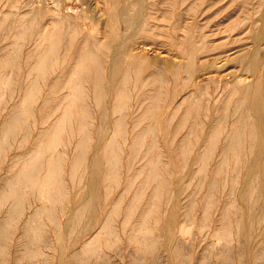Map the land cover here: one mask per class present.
I'll list each match as a JSON object with an SVG mask.
<instances>
[{
	"label": "rangeland",
	"instance_id": "rangeland-1",
	"mask_svg": "<svg viewBox=\"0 0 264 264\" xmlns=\"http://www.w3.org/2000/svg\"><path fill=\"white\" fill-rule=\"evenodd\" d=\"M73 12L84 17V20L87 24L85 28H80L79 26H77L75 20H72L69 18V14ZM60 14H64L66 21L60 18L61 16ZM23 15H25V17ZM1 18H3L4 21ZM15 19L17 20V22ZM22 19L24 22L21 21ZM131 20H132V23H130ZM0 21H1L0 22V46H1L0 50H2L0 52L6 51L5 50L6 48L2 49V47L5 46L4 44L7 43L6 41H16V40L19 41L20 40L19 42L20 48L18 51V53L20 52V54L18 55L20 58L19 60H20V66H21L19 67V65H17L15 67H19V69L13 67L14 70L12 68L10 69L11 71L9 72L13 75V77L12 75H10L11 79L15 78L14 81L16 80L15 81L16 84L14 83L13 80H11V82L9 83L8 82L3 83L5 84V86L3 84H2L3 86H0V88H2L0 89V91H3V93L0 92L1 94L0 95V125L4 124V118L7 117V114H10L12 112L11 106L14 104H18L20 99L24 97L23 93L25 92V90H27L28 87L30 88L31 92L36 91L35 93L32 92V94L28 98L29 100L27 99L26 101L20 102L21 106H23L24 104H28L27 106H23V111L25 113L22 118L23 119L25 118L24 120L21 119L19 123L16 122V124L13 123L12 125H10L11 127H9L7 130H4L5 133H2L3 131L1 128L3 127L0 126V131H1L0 132L1 134L0 135V188L2 187V184L6 185V183L3 181H6L5 179H6V176H8L7 174L9 173V171L11 173V171L15 169L13 167H16L17 160L22 159L23 158L22 155L27 154L32 149H35L40 139L39 135L42 136L44 134L43 132H45V129L54 126L57 121L56 119H58L59 116H61L62 120H64L67 118V115L69 113L71 115L73 111H75L74 113H77L78 111L82 112L83 113V114L81 113L82 118H84L85 116V118L82 119L80 116H78L79 112L76 115L73 114V116L75 115L74 117L69 115L68 118L69 117L71 118L70 124H69L70 118L69 119L67 118L66 120H64V124L62 125V128L59 133L60 134L59 137L62 139L60 140L59 138L58 142L61 141V144L60 143L58 144L61 147L58 145L59 147L58 146H57L58 148L56 147L57 150L54 147L56 151V152L54 151V153H61L62 158L64 155L62 154V151L65 150L64 151L65 155H68V156H64L65 159L66 157H68V159H66L67 161L64 162L63 160L65 159L64 158L62 159L63 161L62 164L63 163L65 164V165H62V179L65 180L66 187L69 189V193H70V196L68 195L69 196L68 200L64 199V202H63L62 199L59 200V198L57 199L55 198L56 201L52 202V199H51V203H50V199L45 198L42 194H40L39 190L36 191L37 190L36 188L33 189L30 186H29L30 188H28V186H26L27 188H25V186L23 185L22 188H25V189H22V199H21L22 205L19 209L20 212L17 213L18 216L16 215V213L12 215V212L14 210L11 207V204L13 203V198L8 200L5 203L4 202L0 203V225H2V223H5L6 226L7 225L10 226L9 229H8L9 226H7L8 231L6 230V232L0 231V261L2 260L0 264H17V263L18 264H76V263L77 264H105V263L106 264H112V263L114 264H264V240L263 241L261 240L262 237H263L262 239H264V234H262L264 233V229H263L264 228V222H263L264 216L262 217L259 216L260 214L264 215V211H263L264 210L263 208L264 200L261 201L262 199H264V197L262 198V196H264V187H262V185H264L263 183L264 182V177H263L264 176V166H263L264 165V153H263L264 152V125L262 124L264 123V113H263L264 112V78H263L264 77V74H263L264 73V42H263L264 41V0H0ZM25 22H27L29 25L32 22L30 25L31 30L29 28V25L26 24L28 25L26 32L27 30L28 32L26 33L24 31L18 37L19 29L22 28L21 26L25 25ZM125 22L127 24L130 23V25L125 24ZM33 26H35L34 27L35 29L33 28ZM15 27H18V28L16 29ZM9 29H11L12 31L14 29V31L12 32ZM50 31L52 32V35H50L51 34ZM9 32H12L13 35ZM15 32L16 34H14ZM4 34L8 35V37H6ZM15 37H18V39ZM38 37L39 39L37 42L36 39ZM32 42L33 44H31ZM52 42H54V44L56 45L54 46L53 48L54 50L52 51L48 59L49 61L47 60L45 64L41 65V67L39 68L35 67L34 62H33L34 67H33L32 75L29 76L27 79L28 67L30 68V65L26 62V59H27L26 57L28 56L27 53L30 50H32L31 47H34L33 50L36 48L34 50V53L39 50L37 53L33 54V61H34L36 57L35 55H38V53L40 52V47L43 46V48H46L45 46ZM94 42H96L97 44ZM90 46L93 49L89 48ZM201 47L202 48L204 47V50H202ZM196 48L198 49L199 52L196 50ZM88 49L89 50L92 49L93 51L92 50L88 51ZM200 50L202 52H200ZM249 51H251V53ZM94 52H95V56L93 55ZM91 56H93L92 58H96L98 60L96 62L100 63L101 61L103 64L96 63L95 62L96 59H92ZM21 58H22V61H21ZM258 59L260 60L257 61ZM85 60L86 62L84 63ZM80 62H82L81 65L83 66V68L82 66L80 67V64H79ZM155 62H157V64ZM76 63L78 64L77 66H75ZM256 63H259V64H256ZM25 65L27 67H25ZM253 65H255V67H253ZM78 66L79 68H77ZM194 67L196 69H194ZM246 67L247 69H245ZM20 68H22L21 70L22 72L20 71ZM191 68L193 69L191 70ZM254 68H256L257 71ZM15 69L17 71H15ZM72 69H76L75 71L76 73ZM163 69L165 70V72L163 71L164 73L162 72ZM158 70H160L161 72ZM247 70L248 72L250 71V73H248ZM3 71L5 70H1L0 72H3ZM13 71L19 74L13 73ZM257 72L259 73L262 72L263 75L258 74ZM125 73H127V75ZM153 73H156L157 75H159L158 76L159 79L163 77L164 81L157 80V78L154 77ZM156 74L155 76H157ZM234 74L235 75L237 74V75L234 76ZM61 75L63 76V78H61L60 80ZM16 76L21 79H18ZM33 76H36L37 79L36 77H33ZM64 76L67 81L64 80L65 79ZM231 76L233 79L231 78ZM32 77L34 78L33 79L34 83H31ZM38 77L40 78L39 80H38ZM72 77L75 79L78 77L82 78L83 80L82 84H83V87H85L84 89L85 91L83 90V88L80 89L81 87H79V86H82L80 85L82 81L79 80V78L77 79L78 81H76ZM237 78L238 80L248 78L247 80H251L253 82L249 81L250 84L246 88L243 87L242 89L241 88L236 89ZM70 80H72L71 81L72 83L70 82ZM208 80H210L209 83L206 82ZM79 81L81 82L79 83ZM259 81H261L262 83L261 82L259 83ZM76 82L79 83V86L77 85L78 83L76 84ZM206 83H208L209 85ZM232 83L233 85H231ZM9 84L11 86L14 85V90L16 89L15 91L16 93H14V95L10 93V88L8 91L7 86ZM59 84L60 86L61 85L62 86L60 87ZM73 84L77 86L75 87L76 90L73 87L74 86ZM202 84L205 85V88L203 87ZM227 84H229L228 85L229 87L226 86ZM52 85L53 86L55 85V87H53ZM35 86L37 87V89ZM222 86L225 88H222ZM3 87H6V88H3ZM57 87L59 90L58 93L60 94L56 93ZM71 87L73 88V90L70 89ZM201 87H203L204 90ZM78 88L80 90V93L76 92ZM217 88L219 89V91ZM122 89H125V90H122ZM81 90H83L85 94L84 93L81 94L82 92ZM72 91L74 92V94H72L73 93ZM192 91H194L193 93H196V94L198 91L199 92L202 91V94L201 92L200 93L198 92V94H201L202 96L201 101H203L202 106L199 107L198 111L195 110L197 109L195 107L196 96L191 95L193 94L191 93ZM206 92H207V95H206ZM75 93H77V96H78V93L79 95H81V96H78L77 100H76L77 96H74L76 95ZM159 93L161 95H159ZM189 93H190L189 96H192V98L194 97L195 98L192 99L191 97L186 95ZM7 94H9L10 96L13 95L12 96L13 99H11L12 97H10ZM61 94H63L64 97H62ZM68 94H72V96ZM144 94H147L146 95L147 99L150 98L148 99V101H146L147 99L145 98V96H143ZM151 94L152 96H148ZM82 95H84V97H82ZM203 95L204 96L206 95L207 97L206 96L204 97ZM218 95L220 96L219 98H217ZM240 95H243V98ZM257 95L258 97L256 99ZM31 96L32 98H30ZM59 96L61 98V101L64 99L65 102L63 101L61 102ZM68 97H71L70 100L72 99L74 100H72L71 102ZM119 98H121L120 100L122 101H120ZM204 98L205 99L208 98L207 102L208 100L209 102L207 104L209 105L208 108L210 110L207 108V104H204L206 103V100ZM258 98L260 100H258ZM46 99H48L50 102ZM79 99H81L80 101H83V102H80V104L78 103ZM139 99L140 100L144 99L146 103L147 102L149 103L147 104L145 102L142 103L143 100L140 103ZM155 100L157 101V103ZM235 100L239 102L238 106H236L237 101L235 102ZM240 100H242L241 103H240ZM57 101H59L60 103H57ZM180 101L182 105L180 104ZM210 101L212 102V104H210L211 103ZM116 102L117 103L122 102L120 107H118L119 104H116ZM63 103L64 105L69 104L70 106L73 105L74 107L72 106V109H68L69 105H65L66 106L65 107L63 106ZM81 103H85L82 105L83 106L86 105V106L85 107L79 106L81 105ZM151 103L153 105L156 103L157 105L156 106L154 105L155 107H152L153 105ZM245 103H247L248 107H250V111H248L250 113V117H248V119L249 118L251 120L253 119V122H251V120H249L248 122H250L249 125L252 126V128L254 126V130L253 129L251 130L250 128L247 131L251 130L253 133L250 134V132H246V134L244 135L246 136V139L248 140L251 139V136L253 140L254 139L256 141L260 140L259 143L263 144L262 145L263 147L262 149L258 150L257 147L255 146L246 147L243 145L244 146L243 147L241 146V144H238V145L234 144V146L228 149L229 150L228 152L227 148L229 147L225 145L228 142L229 138H231L232 136V133L230 132L234 131V127H235L233 124V127L230 128V125L232 126V123L236 121L235 119L237 118L239 119L238 114H240L239 112L242 111V107L247 108ZM54 104L55 105L59 104L58 106L59 109H56L57 105L55 106ZM179 104L181 107L180 106L177 107V105ZM4 105L6 107H4ZM234 105H235V109L233 110ZM239 105L241 106L240 110L238 108L240 107ZM243 105H245V107ZM31 106L32 108H30ZM51 106H54V107H51ZM204 106L207 108V109L205 108L207 113L203 109ZM24 107L27 109H24ZM80 107L81 108L83 107L82 110L84 112L81 111ZM115 107L116 108L118 107V108L115 109ZM124 107H126V109ZM77 108L78 109L80 108V109L78 110ZM49 109H50V112L54 110L53 111L54 114H52L51 116L49 115L50 112L48 113ZM123 109L126 113H123L124 112ZM146 109L148 113H145V116H144V112L146 111ZM148 109H151V110L149 111ZM67 110L68 112L71 110V112L66 113ZM114 110L115 112H117L116 110H118V112L115 113ZM184 110L186 111L185 112L186 114H184ZM85 111L86 112L88 111L89 116L87 115ZM177 111L178 113H176ZM195 111H197L198 113ZM230 111H234L233 113L235 116L233 118H232L233 113H231ZM63 112L64 114H62ZM187 113L189 115H187ZM196 113L197 115H199V113L201 114L200 116H196ZM220 113H222L223 116ZM225 113L229 117H226ZM152 114L154 115L152 116ZM56 115H59V116L57 117ZM62 115H64V117ZM120 115L122 117H120ZM180 115H181L180 117L181 120L179 118ZM123 116H126V117L124 118ZM79 117L83 121L80 120ZM185 117H187V119L184 120L183 118ZM194 117L195 119L196 118L199 119L198 123L201 120L205 124L202 122L203 125H201V122H200V125H201L200 126L198 123L194 121L195 120L193 119ZM48 118H49V121L47 120ZM214 118L216 119L214 120ZM219 118H220V122L222 121L221 123L218 121ZM223 118L228 119V121H225L227 122L226 124ZM85 119L88 123L84 121ZM116 119H121V122H119ZM182 119L184 122L182 121ZM190 119L191 120L193 119V120L190 121ZM122 120L125 123L124 122L122 123ZM150 120L152 121V124L151 123L149 124V122H151ZM177 120H179L180 122ZM80 121L83 123H81ZM193 121L196 124H193V127H192V123H194ZM115 122H117L118 125ZM135 122H139L138 123L139 125L136 126ZM114 123L116 124L115 127L119 126L121 127L120 129L123 128L122 131L118 127L114 128ZM146 123L148 124L146 125ZM181 123H183L182 126H181ZM252 123L253 125H251ZM71 124H72V127L70 126ZM119 124H121V126ZM214 124L219 126L218 128L219 129L221 128L222 131L217 130L216 132L215 129H218V128L216 127L214 128L213 126ZM148 125L150 126L151 129L154 128L155 130L149 129V132L142 131L144 129H147L148 127L146 126ZM184 125L186 128L184 127ZM225 125H228V127L226 126V128L224 127L225 129H223L222 127ZM77 126H80V131L82 130V132H79V134H77L78 129H79V127ZM105 126H106V129H105ZM196 126H198L197 129L194 128ZM81 127L87 128L88 131L86 132L85 131L86 129L83 130ZM202 127L204 128L203 129L204 131L202 130ZM193 128L196 130H194ZM257 128L258 129L260 128L261 132ZM14 129L15 131H13ZM112 129L113 131H111ZM116 129L117 131L120 130L121 132H117ZM18 130L19 132L21 131V133H19ZM189 130H192L190 131L191 133L186 132ZM223 130L226 131L225 133L227 134L225 133L223 134L224 132ZM61 131L64 132L65 134L67 133L66 135H69L70 138H68V136H66L64 133L62 134ZM83 131L85 132V134L83 133ZM193 131L194 132L196 131L194 133L195 134L194 136H193ZM201 131H202V134H201ZM208 131L211 132V135H210V132L208 133ZM218 131L222 132L221 135H219L220 132L218 133ZM72 132L75 134H73ZM133 132H134V135H133ZM144 133H147V134H144ZM212 133L214 134L215 138ZM185 134L186 135L189 134V137H186ZM222 134L225 138L222 136ZM254 134H256V137ZM257 134L259 135L257 136ZM62 135L63 136L65 135V137H61ZM190 135H192L193 137ZM203 135L204 137L206 136L205 140H204V137L202 138ZM226 135L228 136L226 137ZM72 136H73V139H72ZM109 136L111 138H109ZM133 136L136 139H140V140L136 143L135 141L136 139ZM198 136L201 141H199ZM221 136H222L221 140H223L224 138L223 142L219 141ZM83 137L85 139H83ZM122 137H124L125 139ZM153 137L154 138L156 137L155 138L156 140ZM182 137L185 139H183ZM216 137H219V139H216ZM81 138L83 139V141L85 140V142H87V146H85L86 145L85 142L79 143ZM86 138H87V141H86ZM186 138L187 139L189 138L188 140L191 141L190 145L187 144V142L185 141ZM104 139H106V142H107V139H114L115 141H119L121 143L120 144L121 147L120 145H117V148H115V151L117 153L113 150L114 154L116 153L115 155H117V156H114V159L117 160L116 163L114 160V163L116 165H114L113 162H112L113 165L109 164L111 163L110 161L108 162L109 155L107 154L109 153L108 151L111 149L110 147H108V145L106 146L104 145L106 144V142L102 143L105 141ZM76 140L78 141L77 142L78 146H77V143H75ZM214 140L217 143H215ZM131 141L132 142L135 141V142L132 143ZM140 141H142V143ZM181 141H183V144L186 142L185 145L187 144V147L183 144L181 145V147H179V145L182 143ZM71 142H72V145L70 147V144L68 143H71ZM203 142H205V144ZM64 143H66V146L68 149H63L65 145ZM116 143L119 144L118 142ZM134 143L137 145L136 147L138 149L139 148H142V149H139V150L135 149L136 147H134L135 146ZM199 143L200 144L202 143V144L200 145ZM153 144L154 146L156 145L157 148L154 147ZM203 144H204V147L206 146L205 147L206 150L204 149ZM215 144L216 145L218 144V145L216 146ZM75 145L77 147H75ZM81 146H83V148ZM85 147H86V150L84 152L83 150L85 149ZM105 147L106 149H104ZM207 147H209L208 148L209 151L207 150ZM221 147L222 148L227 147V148L226 149L223 148L222 149L223 151H222ZM241 147L242 148L246 147V149L250 147L249 149L251 150L242 149ZM183 148L188 149L189 151L188 150L185 151V149L183 150ZM201 148H202V151H201L202 153L199 152ZM212 148H214L213 153L211 151ZM235 149L236 151H234ZM74 150L75 151L77 150V151L75 152ZM147 150L149 153L147 152ZM181 150L185 151V153H183V151L181 152ZM203 150L205 151L204 153H203ZM237 150L239 151V153H236ZM79 151H81V153H77ZM142 151L144 152L142 153ZM154 151L158 155H155ZM158 151L163 156L162 155L159 156L160 154ZM249 151L250 152L252 151L251 152L252 154ZM50 152L51 151H48L47 153V151H45L39 157L38 162L40 163L43 161L42 163H40L42 164V166L44 165L42 167L44 168L43 170L47 169L49 166L51 159L48 160V158L52 157L51 155L52 153ZM137 152L140 153L141 156ZM146 152L148 154L147 156L144 154ZM208 152H209V155L210 153L212 155L208 156ZM231 152H233V154H230ZM240 152H242V154ZM132 153H134V155H136L137 153L140 157L135 158L133 157L134 155H132ZM181 153H183V155ZM226 153H228V155ZM254 153L255 154L261 153L263 156L261 154L260 156L257 154L255 156ZM74 154L76 155V159L75 157L73 158V156H75ZM200 154H201V158H200ZM244 154L246 155L244 156ZM17 155H19L20 158H17L18 157ZM47 155H48V158H46ZM83 155H85L84 156L85 158L83 157ZM148 156L152 158L155 157L156 159V161L154 162L155 164L154 163L150 164V162L152 161H150L151 158L149 159ZM211 156L212 158H210ZM225 156H227L228 158ZM183 157L185 160L181 159ZM243 157L244 158L248 157L246 159L247 161H245ZM259 157L262 159H260ZM14 158L15 160H13ZM69 158L70 159L72 158L71 160L74 159L73 162L78 159V162L72 166L73 162ZM253 158L255 160H253ZM256 158H259V159H256ZM146 160L149 162H144ZM157 160H159V162L163 161L164 163H159ZM218 160L220 161V163L218 162V164H216ZM257 160H258V163H257ZM204 161L206 165H204ZM224 161L227 163H225ZM80 162H83V164L81 165ZM254 162L257 164H255ZM117 163H118V166H117ZM233 163L236 164L237 166L234 165ZM149 164L153 166L150 168ZM157 164L161 166L159 167ZM250 164H252L253 166ZM154 165L158 166L157 167L158 170H156V166L154 167ZM246 165L248 168L246 167ZM141 166L142 168H140ZM230 166L232 167L236 166V168L239 169L238 172L240 171V173L237 172V174H240V176L237 177V175L235 174L236 171H234L235 167L234 168L231 167L233 169L232 170ZM116 167H117V170H116ZM143 167L145 169H143ZM153 167L154 169H152ZM242 167H244L245 169ZM112 168H114L115 170L113 169L114 170L113 171ZM196 168L200 169V171ZM217 168L219 170H217ZM73 169H75L76 172H74L75 170L73 171ZM142 169L145 171H143ZM201 169H203V171ZM262 169H263V172H261ZM109 170L110 172L113 171V173H110ZM138 170H139V173H141V175L138 174V176H136V174L138 173ZM150 170L151 171L156 170V171H153L151 173ZM193 170H196V174ZM248 170H249V173H247ZM107 171L109 174H107ZM117 172H118V175H116ZM155 172H157L158 174L155 175ZM254 173H257L255 174L256 177L255 176L253 177ZM232 175L233 176L236 175V176L233 177ZM251 176L255 179H252ZM72 178H74V180H72ZM213 178L214 180L217 179L216 180L217 182L213 181L216 184H212L210 186V184L212 183V182L210 183V179H213ZM229 178H232V179L234 178L232 183H234V180H236V185L235 183L233 185L235 187L234 188L231 186L230 187L231 189L233 188V190L237 189L238 192L235 190L234 191L236 193L233 190L228 192V190H230L228 188L229 185H232L231 183L232 179H229ZM146 179H148L149 181L147 182ZM150 179L153 183L150 181ZM226 179H228V181H226ZM130 181L131 182L133 181V183H130ZM198 181H201L198 184L199 186L197 185ZM223 181H226V183H222ZM249 181L250 182L253 181L255 183L257 182V184L252 183V182L249 183ZM128 182L129 184L131 185L134 184V185L131 187L128 184ZM246 183H248V185ZM156 184L158 185V187L156 186ZM149 185H151V187ZM154 185L156 187H154ZM216 185L217 186L219 185V187H217ZM241 185L243 187H240ZM252 185H255V188L252 187ZM91 186L93 187L96 186V187L93 188ZM212 186L213 187L215 186L216 189L218 188L217 191ZM77 187L78 189L76 190ZM88 187L93 188L92 190L93 194H92V191H90L91 189L89 190ZM142 187L144 190L140 189ZM144 187H146V189ZM31 188L32 190H30ZM79 188H81V190ZM135 188L137 191L135 190ZM155 188L156 189L158 188L157 189L158 191L156 192L159 195L156 193L157 195L153 199V197L151 196L155 195L154 194ZM250 188H253L255 192L252 191V189ZM242 189H244V191L245 189L246 190L248 189L247 190L248 192L247 191H246L247 193L245 192V196H248L246 200H245L246 197L244 198L243 193L240 194L241 191L243 192ZM18 190L20 189L18 188ZM24 190L26 193H24ZM49 190L50 189L47 190L48 192L47 196L50 195L51 190L50 191ZM210 190H211V193H210ZM250 190L252 191V193ZM257 190L258 192L259 190L261 191L258 193ZM140 191L142 194L140 193ZM137 192L139 193V195ZM144 192L146 193V195L144 194ZM148 192H151V193H148ZM208 192L210 194H207ZM230 192H233V194H231ZM79 194L80 195L82 194L81 196L82 197L84 196V199L80 197ZM251 194L253 196L261 195L259 196L261 198L258 197V199L254 200ZM25 195H26V198H25ZM73 195L75 199L71 198L73 197ZM132 195L135 196L136 202ZM208 195H211V196H208ZM89 196L91 197L88 198ZM93 196L94 198H92ZM212 196H215V198L214 197L210 198L211 200L213 199V201L209 200V197H212ZM233 196H234V200L236 198H237L236 201L238 200L237 202L235 201L236 206L233 201ZM131 197H133L134 202ZM141 197L143 198V200ZM205 198L208 199L209 204L206 203L207 201L205 202L206 200ZM61 200L62 202H60ZM79 200L81 201L80 202L81 205L79 203ZM129 200L130 201L132 200L131 203ZM258 200H259V203H258ZM10 201H11V204L9 203ZM71 201H73V203ZM83 201H85L86 203ZM89 201H92L93 204H91ZM114 201L116 203H113ZM141 201L143 203H141ZM168 201L170 203H168ZM227 201L229 202L233 201L230 203L232 208L231 206L229 209L227 208L229 206L228 205L229 202ZM190 202L192 203L190 204ZM251 202L254 205H251L252 204ZM54 203L55 205H53ZM87 203L92 206L91 209L89 208L90 205L89 206L86 205ZM112 203L115 204L114 206L116 207V210L114 207H112L113 206ZM237 203L239 206L238 208H237ZM29 205L30 207H27ZM51 205L55 207L54 209L56 210L57 219L60 222L59 223L60 228L62 227L61 230L60 228L54 230V222L51 220V218H49L48 213L46 214L45 210L49 207H52ZM60 205L61 207H59ZM94 205L95 206L97 205L98 209L95 208ZM128 205L129 206L132 205V206H130L128 209ZM203 205L206 207L210 205L209 206L210 208L208 207L206 209V207H203ZM36 206H39V207L41 206V208L44 206L45 208V209L43 208V212L44 211L45 212L44 213L42 212V214L37 217V220H40L42 222V225L44 226H42V229H39V230L34 227H30V229L23 230V228L26 226V219L28 215L32 212L30 210H35ZM75 206L76 208H74ZM81 206L83 207L85 206L86 210L85 209L80 210L81 213H78L77 211L79 210L78 207H81ZM254 206H256V208H254ZM124 207H127L126 208L127 210ZM146 207H148L149 209ZM204 208L207 211L206 214H205ZM258 208L259 210L257 211ZM75 209H77L76 210L77 212L75 211ZM146 209L150 210V212L149 211L146 212L147 211ZM69 210H71L70 213H69ZM236 210H238L237 213H234ZM124 211H126L125 213L127 214L128 217L129 215L137 216L139 214L138 215L139 217L133 216V221L134 222L136 221L137 223L136 222L134 223L133 221L130 222L131 216L128 219V217L125 216L126 214L123 213ZM128 211H129V214L127 213ZM223 211H226V212H224L223 214ZM153 213H155V216ZM78 214H81V215H78ZM82 214L84 215L82 216ZM123 214H124V217H123ZM156 214H157V218H156ZM185 214H187V216ZM202 214L203 215L205 214V215L203 216ZM228 214L230 216L232 215L231 218ZM251 214L254 215V216L252 215L253 218L251 217ZM63 215L65 218L63 217ZM223 215L226 216V219H228L229 221L226 220ZM13 216L15 219L13 218ZM144 216H146L147 218ZM221 216L224 217V219L226 220L225 224H223L224 219H222ZM238 216H239V219H238ZM74 217L76 218V220H78L81 217V220L76 221L74 220ZM126 217H127V220H125ZM106 218L110 220L111 222L109 221L106 223V221H108L106 220ZM141 218H145V219L142 221ZM152 218H154L155 221L158 219V221L156 222V225L155 223H152L153 222ZM220 218L223 221L222 220L219 221ZM251 218L253 221L251 220ZM260 218H262L261 221H258ZM150 219H151V222H150ZM249 219H250V222H248L249 223L248 224L247 221ZM69 220H71V222ZM145 220L146 222L148 221L150 225H148V222L146 224L144 222ZM127 221H129V223ZM139 221L144 222L143 226H146V228L143 227L142 225H139L140 223ZM234 221H235V224H234ZM239 221L241 223H239ZM33 222H36V221L33 220ZM33 222H31L30 226H33ZM251 222H253V224ZM71 223H73L74 225ZM100 223L102 224L103 227L104 226L105 227L104 228L101 227ZM104 223L107 224L108 226L104 225ZM250 223L252 224L254 228L250 226L251 225ZM109 224L113 226V229H111L112 231L114 230L112 234L109 230L112 227H109ZM136 224L137 226H135ZM50 225H52V227ZM210 225H213L211 226L212 229L211 228L208 229ZM228 225H229V228H228ZM239 226L241 228H239ZM71 227L74 230H71L70 229ZM132 227H134V229ZM139 227L143 229L142 231H140L142 232L140 234L144 238L137 239L138 237L137 236L135 237V235L131 238V236L133 235V232H136L135 229ZM226 227L228 229H226ZM243 227L246 229L242 230ZM144 228L148 232L147 231L143 232ZM213 228L214 229L218 228L219 230L217 229V231L216 230L213 231ZM224 228L226 229V231L228 230L229 233L230 232L232 233V235L230 236L233 239L232 243L229 242L231 241L230 237H226L227 235L222 234L223 230H225ZM257 228H259L260 230L262 229V230L261 231L259 229L257 230ZM101 229H104L105 231ZM239 229L241 230L242 234L239 233L240 232ZM37 231H39L41 235L38 234L39 232ZM213 232H215V236L212 237ZM217 232L219 233V235H217L218 234ZM233 232L239 233V234L234 233L236 235L235 236ZM149 233H151V236L155 237L153 238L154 242H152V239H151L152 237L150 236ZM256 233L258 234L260 233V236H258ZM29 234L31 238H28ZM240 235L243 237L241 238ZM35 237L37 239H35ZM158 237H161V238H158ZM236 237H239V239ZM254 238L256 239V241ZM89 239L90 240L92 239V242L95 240V242L92 243L90 242ZM248 239L250 240L249 243L247 242ZM34 240L35 242L33 243ZM155 240H158V241H155ZM222 240L224 241V243L222 242ZM30 241H32V243ZM143 241L145 243H143ZM177 242L180 244V246ZM228 242L230 243L229 245H227ZM241 242H242V245H241ZM146 243H148L149 245L151 244L152 246L151 245L149 246L147 244L148 245L147 247L152 248V249L148 250V248L146 247ZM24 244H26L27 246ZM86 244L87 246L92 247L90 248V250H93V249L97 250L98 253L96 252V255L86 254L87 256L83 257L85 256V254H82L78 251L81 249V247H84ZM156 244L158 245V247H156L157 246ZM154 247H155V250H154ZM206 248L207 249L209 248V249L207 250ZM1 249L3 250L1 251ZM240 250H242L241 252L242 254L240 253ZM76 251L79 254L76 255L75 254ZM45 253L46 254L48 253V255H45ZM254 254H258V255H254ZM240 255H243V258H241L242 256L240 257Z\"/></svg>",
	"mask_w": 264,
	"mask_h": 264
},
{
	"label": "bare ground",
	"instance_id": "bare-ground-1",
	"mask_svg": "<svg viewBox=\"0 0 264 264\" xmlns=\"http://www.w3.org/2000/svg\"><path fill=\"white\" fill-rule=\"evenodd\" d=\"M44 4H45V3H44ZM15 5H16V4H15ZM57 5H58V4H57ZM51 6H52V4H51ZM54 6H55V5H54ZM13 13H14V12H13ZM17 13H18V12H17ZM60 15H61L60 18H62L64 21H66V19H65V17H64V14H60ZM7 16H9V15H7ZM23 16L25 17V15H23ZM23 16H21V17H23ZM5 17H6V16H5ZM14 17H15V16H14ZM16 17H18V16H16ZM69 18L72 19V20H75L77 26H79L80 28H85V27L87 26V24H86V22H85V20H84V17L81 16V15H79V14H77V13H75V12L69 14ZM129 18H130V17H129ZM1 19L3 20V18H1ZM24 19H25V18H24ZM127 19H128V18H127ZM15 20H16V19H15ZM3 21H4V20H3ZM21 21H23V19H22ZM21 21H20V23H21ZM0 22H1V21H0ZM16 22H17V20H16ZM23 22H24V21H23ZM27 22H28V21H27ZM27 22H25V25L21 26L22 28L19 29V35L17 34L18 37H19L20 34L23 33L24 31L26 32L27 26L29 25ZM18 23H19V22H18ZM29 23H30V22H29ZM31 23H32V22H31ZM31 23H30V25H31ZM130 23H132V20H131ZM130 23L127 24V23L125 22V24H127V25H130ZM22 24H23V23H22ZM22 24H21V25H22ZM26 24H28V25H26ZM30 25H29V28H30ZM11 26H12V25H11ZM13 26H14V25H13ZM19 26H20V25H19ZM34 27H35V26H33V28H34ZM10 28H11V27H10ZM13 28H14V27H13ZM15 28L17 29L18 27H15ZM54 28H55V27H54ZM34 29H35V28H34ZM9 30H11V29H9ZM9 30H8V31H9ZM30 30H31V28H30ZM8 31H7V33H8ZM11 31H12V30H11ZM13 31H14V29H13ZM13 31H12V32H13ZM15 31H17V30H15ZM32 31H33V30H32ZM51 31H52V30H51ZM51 31H50V33H51L50 35H52V32H51ZM12 32H9V33L12 34ZM27 32H28V30H27ZM27 32H26V33H27ZM26 33H25V34H26ZM11 34H10V35H11ZM14 34H16V32H15ZM4 35H5V34H4ZM10 35H9V36H10ZM12 35H13V34H12ZM5 36L8 37V35H5ZM94 36H95V35H94ZM18 37H15V38L18 39ZM9 38H10V37H9ZM30 39H31V38H30ZM34 39H35V38H34ZM38 39H39V37L36 39L37 42H38ZM1 41H2V40H1ZM4 41H5V40H4ZM215 41H216V40H215ZM6 42H7V43H6ZM6 42H4V43H6V44H4L5 46L2 47V49H3V48H6V49H5L6 51L0 52V69H1V70H5V71H3V72H0V86H3V85L5 86V84H3V83H6V82L9 83V82H11V80L14 81L15 78H14V79H11V76H10V75H12V74L9 73V72L11 71L10 69H12L13 67H15V66H17V65H19V67H21V66H20V60H19L20 58H19V55H18V54H20V52L18 53L19 48H20V47H19V46H20V43H19L20 40H19V41H18V40H16V41H6ZM263 42H264V41H263ZM22 43H23V42H22ZM22 43H21V44H22ZM94 43H96V42H94ZM18 44H19V45H18ZM31 44H33V42H32ZM34 44H35V43H34ZM37 44H38V43H37ZM96 44H97V43H96ZM193 44H194V43H193ZM55 45H56V44H54V42H52V43L46 45V46H45L46 48H43V46H41V47H40V52L38 53V55H35L36 57H35V60H34V61H33V54L37 53L39 50H38V51L36 50L37 52L34 53V50H35L36 48L33 50L34 47H31L32 45L30 46V47L32 48V50L29 49V50H30V51L28 52L29 54L27 53L28 56L26 57V58H27V59H26V62L30 65V68L28 67V72H27L28 75H27V79H28L29 76L32 75L33 67H34V66H33V62H34L35 67H38V68L41 67V65L45 64V62L49 59V57H50L52 51L54 50L53 48H54ZM204 45H205V44H204ZM204 45H203V46H204ZM195 46H196V45H195ZM195 46H194V47H195ZM197 46H198V45H197ZM0 47H1V46H0ZM199 47H200V46H199ZM257 47H258V46H257ZM37 48H38V47H37ZM89 48H92V47L90 46ZM138 48H139V47H138ZM201 48H202V47H201ZM7 49H8V50H7ZM92 49H93V48H92ZM92 49H90V50H92ZM205 49H206V48H205ZM256 49H257V48H256ZM90 50L88 49V51H90ZM196 50L198 51L197 48H196ZM202 50H204V47L202 48ZM0 51H2V50H0ZM84 51H85V50H84ZM92 51H93V50H92ZM92 51H91V52H92ZM194 51H195V50H194ZM251 51H252V50H251ZM251 51H249V52L251 53ZM254 51H255V50H254ZM198 52H199V51H198ZM200 52H202V51L200 50ZM192 53H193V52H192ZM196 53H197V52H196ZM259 54H260V53H259ZM259 54H258V55H259ZM89 55H90V54H89ZM93 55L95 56V52H94ZM190 55H191V54H190ZM87 56H88V55H87ZM251 56H252V55H251ZM92 57H93V56H91V58H92ZM133 57H134V56H133ZM188 57H189V56H188ZM248 57H249V56H248ZM259 57H260V56H259ZM52 58H53V57H52ZM88 58H90V57H88ZM244 58H245V56H244ZM246 58H247V57H246ZM253 58H254V57H253ZM29 59H30V60H29ZM54 59H55V58H54ZM92 59H96V58H92ZM259 60H260V59H258L257 61H259ZM21 61H22V58H21ZM48 61H49V60H48ZM77 61H78V60H77ZM96 61H98V60L96 59L95 62H96ZM245 61H246V60H245ZM255 61H256V59H255ZM24 62H25V60H24ZM24 62H23V63H24ZM85 62H86V60L84 61V63H85ZM248 62H249V61H248ZM77 63H78V62H77ZM77 63H76L75 66L78 65ZM81 63H82V62L79 63V64H80V67L82 66ZM96 63H99V62H96ZM100 63H102V62L100 61ZM100 63H99V64H100ZM155 63L157 64V62H155ZM259 63H260V62H259ZM259 63H256V64H259ZM21 64H22V63H21ZM86 64H87V63H86ZM86 64H84V65H86ZM102 64H103V63H102ZM102 64H101V65H102ZM242 64H243V62H242ZM136 65H137V64H136ZM142 65H143V64H142ZM152 65H154V64H152ZM75 66H73V67H75ZM158 66H159V65H158ZM201 66H202V65H201ZM19 67H15V68H18V69H19ZM25 67H27V66L25 65ZM46 67H47V66H46ZM101 67H102V66H101ZM154 67H155V66H154ZM167 67H168V66H167ZM202 67H203V66H202ZM206 67H207V66H206ZM242 67H243V65H242ZM253 67H255V65H253ZM262 67H263V66H262ZM262 67H261V68H262ZM42 68H43V66H42ZM77 68H79V66H78ZM82 68H83V66H82ZM108 68H109V66H108ZM200 68H201V67H200ZM251 68H252V66H251ZM261 68H260V69H261ZM34 69H35V68H34ZM45 69H46V68H45ZM104 69H105V68H104ZM160 69H162V68H160ZM165 69H166V68H165ZM169 69H170V68H169ZM172 69H173V68H172ZM192 69H193V68H191V70H192ZM194 69H196V68L194 67ZM197 69H198V68H197ZM245 69H247V67H246ZM254 69L256 70V68H254ZM254 69H253V70H254ZM1 70H0V71H1ZM13 70H14V68H13ZM21 70H22V68H20V71H21ZM26 70H27V69H26ZM35 70H36V69H35ZM35 70H34V71H35ZM39 70H40V69H39ZM41 70H42V69H41ZM72 70H74V72L76 71V69H72ZM109 70H110V69H109ZM170 70H171V69H170ZM200 70H201V69H200ZM240 70H241V69H240ZM15 71H17V70L15 69ZM42 71H43V70H42ZM77 71H79V70H77ZM82 71H83V70H82ZM158 71H160V70H158ZM163 71L165 72L164 69L162 70V72H163ZM196 71H197V70H196ZM251 71H252V70H251ZM256 71H257V70H256ZM21 72H22V71H21ZM25 72H26V71H25ZM37 72H38V71H37ZM74 72H73V73H74ZM160 72H161V71H160ZM160 72H159V73H160ZM164 72H163V73H164ZM170 72H172V71H170ZM194 72H195V71H194ZM247 72H248V70H247ZM13 73L19 74V73L14 72V71H13ZM39 73H41V72H39ZM39 73H38V74H39ZM42 73H43V72H42ZM75 73H76V72H75ZM103 73H104V72H103ZM248 73H250V71H249ZM257 73H258V74H262V72H260V73L257 72ZM16 74H15V75H16ZM35 74H36V73H35ZM35 74H34V75H35ZM38 74H37V75H38ZM62 74H63V73H62ZM123 74H124V73H123ZM125 74L127 75V73H125ZM129 74H130V73H129ZM153 74H154V77L157 78V80H159V81H160V80H163V77L160 78V79L158 78V76H159V75H157L158 72H157V74H156V73H153ZM155 74H156L157 76H155ZM160 74H161V73H160ZM263 74H264V73H263ZM263 74H262V75H263ZM15 75H14V77H15ZM20 75H21V73H20ZM23 75H24V74H23ZM42 75H43V74H42ZM65 75H66V74H65ZM149 75H150V74H149ZM236 75H237V74H236ZM236 75L234 74V76H236ZM244 75H246V74H244ZM256 75H257V74H256ZM152 76H153V75H152ZM252 76H253V75H252ZM252 76H251V77H252ZM259 76H260V75H259ZM12 77H13V75H12ZM16 77H17V76H16ZM20 77H21V76H20ZM24 77H26V76H24ZM24 77H23V78H24ZM33 77H36V76H33ZM33 77H32V81H31V83H34V81H33L34 78H33ZM39 77H40V75H39ZM39 77H38V80L40 79ZM58 77H59V76H58ZM81 77H82V76H81ZM81 77H80V78H81ZM127 77H128V76H127ZM160 77H161V76H160ZM241 77H242V76H241ZM254 77H255V76H254ZM261 77H262V76H261ZM17 78H18V77H17ZM17 78H16V79H17ZM61 78H63L62 75H61V77H60V80H61ZM64 78H65V76H64ZM72 78H73V77H72ZM78 78H79V77H78ZM78 78H76V79L73 78V79H75L76 81H78V80H77ZM80 78H79V80H81L82 82L79 81V83L81 82L80 85H82V86H79V83H78V82H76V84L78 83L77 85H78L79 87H81L80 89L83 88V90H84L85 87H83V84H82V83H83V80H82L83 77H82L81 79H80ZM128 78H129V77H128ZM231 78H232V76H231ZM244 78H245V76H244ZM263 78H264V77H263ZM18 79H21V78H18ZM24 79H25V78H24ZM36 79H37V77H36ZM36 79H35V80H36ZM123 79H124V78H123ZM232 79H233V78H232ZM234 79H236V78H234ZM247 79H248V78H247ZM247 79H239V80H238V78H237V80H236V89H237V88H239V89L241 88V89H242L243 87L246 88L247 86H249V84H250L249 81H251V80H247ZM249 79H250V77H249ZM253 79H254V78H253ZM38 80H37V81H38ZM54 80H55V79H54ZM62 80H63V79H62ZM64 80H66V78H65ZM64 80H63V81H64ZM145 80H146V79H145ZM155 80H156V79H155ZM202 80H203V79H202ZM227 80H229V79H227ZM15 81H16V80H15ZM15 81H14V83H15ZM29 81H30V80H29ZM66 81H67V80H66ZM71 81H72V80H70V82H71ZM163 81H164V80H163ZM209 81H210V80H208V81H206V82L209 83ZM220 81H221V80H220ZM220 81H219V82H220ZM224 81H225V80H224ZM25 82H26V81H25ZM53 82H54V81H53ZM99 82H100V81H99ZM226 82H227V81H226ZM251 82H253V81H251ZM254 82H255V81H254ZM260 82H261V81H259V83H260ZM27 83H28V82H27ZM71 83H72V82H71ZM73 83H74V82H73ZM160 83H162V82H160ZM208 83H206V84H208ZM227 83H228V82H227ZM233 83H234V82H233ZM233 83H232L231 85H233ZM261 83H262V82H261ZM2 84H3V85H2ZM10 84H12V83H10ZM10 84H9V85H10ZM15 84H16V83H15ZM36 84H37V83H36ZM60 84H61V83H60ZM60 84H59V86H60ZM64 84H65V83H64ZM199 84H200V83H199ZM219 84H221V83H219ZM229 84H230V83H229ZM229 84H227L226 86H228ZM9 85H8V86H9ZM20 85H21V84H20ZM34 85H35V84H34ZM55 85H56V84H55ZM55 85H54V86L52 85V86L55 87ZM57 85H58V84H57ZM65 85H66V84H65ZM69 85H70V83H69ZM73 85H74V86H73L74 88L77 87L75 84H73ZM202 85H203V87L205 88V85H204V84H202ZM208 85H209V84H208ZM222 85H223V84H222ZM8 86H7L8 91H9V88H10V93L14 95V93H16V92H15L16 89L14 90V85H13V86L10 85L9 87H8ZM24 86H25V85H24ZM61 86H62V85H61ZM61 86H60V87H61ZM67 86H68V85H67ZM71 86H72V85H71ZM84 86H85V84H84ZM120 86H121V85H120ZM120 86H119V87H120ZM122 86H123V85H122ZM206 86H207V85H206ZM33 87H34V86H33ZM35 87H36V86H35ZM139 87H140V86H139ZM203 87H201V88L203 89ZM208 87H209V86H208ZM217 87H218V86H217ZM220 87H221V86H220ZM228 87H229V86H228ZM228 87H227V88H228ZM3 88H6V87H3ZM20 88H21V87H20ZM62 88H63V87H62ZM64 88H65V87H64ZM117 88H118V87H117ZM140 88H141V87H140ZM201 88H199V89H201ZM209 88H210V87H209ZM222 88H225V87L222 86ZM0 89H2V88H0ZM18 89H19V88H18ZM22 89H23V88H22ZM36 89H37V87H36ZM59 89H60V88H59ZM70 89L73 90L72 87H71ZM119 89H120V88H119ZM156 89H157V88H156ZM199 89H198V90H199ZM206 89H207V88H206ZM206 89H205V90H206ZM217 89H218V88H217ZM250 89H251V88H250ZM260 89H261V88H260ZM4 90H5V89H4ZM20 90H21V89H20ZM60 90H61V89H60ZM75 90H76V88H75ZM78 90H79V88L77 89L76 92H79V93H80V90H79V91H78ZM83 90H81V91H82L81 94L84 93ZM122 90H125V89H122ZM203 90H204V89H203ZM208 90H210V89H208ZM208 90H207V91H208ZM220 90H221V89H220ZM84 91H85V90H84ZM139 91H140V90H139ZM196 91H197V89H196ZM218 91H219V89H218ZM222 91H224V90H222ZM238 91H239V90H238ZM248 91H249V90H248ZM0 92L3 93V91H0ZM32 92L35 93L36 91H32ZM32 92H31L30 88L28 87L27 90H25V92L23 93V94H24V97L20 99V101L18 102V104H14V105L11 106V108H12V112L10 111L11 113L9 112L10 114H7V117L4 118V124L2 123L3 125H0V126L3 127V128H1L2 131H3L2 133H5L4 130H7L9 127H11L10 125H12L13 123H15V124H16V122L19 123V121H20L21 119H23L22 117L24 116V113H25V112L23 111V106H27L28 104H24L23 106H21V105H20V102H21V101H26V100L29 98V96L32 94ZM58 92H59V90H58V87H57V92H56V93H58ZM60 92H61V91H60ZM72 92H73V91H72ZM137 92H138V91H137ZM160 92H161V91H160ZM193 92H194V91H192L191 93H193ZM198 92H199V91H198ZM198 92H197V94H196V93L191 94L192 96H196V99H195V107H196L197 109H195V110H197V111L199 110V107L202 106V103H203V101H201V99H202V96H201L202 91H200L201 94H198ZM200 92H199V93H200ZM239 92H240V91H239ZM251 92H252V91H251ZM6 93H7V92H6ZM53 93H54V92H53ZM70 93H71V92H70ZM79 93H78V96H81V95H79ZM123 93H124V92H123ZM123 93H122V94H123ZM151 93H152V92H151ZM157 93H158V92H157ZM208 93H209V92H208ZM211 93H212V92H211ZM219 93H220V92H219ZM219 93H218V94H219ZM221 93H222V92H221ZM58 94H60V93H58ZM66 94H67V93H66ZM72 94H74V92H73ZM72 94H68V95H71V96H72ZM75 94H76V95H74V96H77V93H75ZM84 94H85V93H84ZM117 94H118V93H117ZM120 94H121V93H120ZM154 94H155V93H154ZM194 94H195V95H194ZM222 94H223V93H222ZM240 94H241V93H240ZM0 95H1V94H0ZM3 95H4V94H3ZM3 95H2V96H3ZM7 95H9V94H7ZM13 95H12V96H13ZM16 95H17V94H16ZM61 95H62V97H64L65 93H64V95H63V94H61ZM146 95H147V94H144L143 96H145V98L147 99V96H146ZM159 95H161V94L159 93ZM186 95L189 96L190 93H189V94H186ZM206 95H207V92H206ZM206 95H205V96H206ZM210 95H212V94H210ZM220 95H221V94H220ZM243 95H244V94H243ZM243 95H240V96H242V98H243ZM9 96H10V95H9ZM12 96H10V97H12ZM78 96H77V98L75 97L76 100L78 99ZM143 96H142V97H143ZM148 96H152V94H151V95H148ZM153 96H155V95H153ZM188 96H186V97H188ZM192 96H189V97L192 98ZM203 96H204V95H203ZM205 96H204V97H205ZM208 96H209V95H208ZM262 96H263V95H262ZM66 97H67V96H66ZM82 97H84V95H82ZM82 97H80V98H82ZM117 97H118V96H117ZM142 97H141V98H142ZM206 97H207V96H206ZM209 97H210V96H209ZM216 97H217V96H216ZM216 97H215V99H216ZM219 97H220V96L218 95L217 98H219ZM257 97H258V95L256 96V99H257ZM4 98H5V97H4ZM15 98H16V97H15ZM19 98H20V97H19ZM30 98H32V96H31ZM59 98H60V96H59ZM59 98H58V99H59ZM68 98H69V100H70L71 97H68ZM139 98H140V97H139ZM145 98H144V99H145ZM152 98H153V97H152ZM194 98H195V97H194ZM194 98H192V99H194ZM11 99H13V97H12ZM120 99H121V98H119V100H120ZM144 99H142L143 101L139 99V100H140V103H141V101H142V103L145 102ZM146 99H145V100H146ZM148 99H150V98H148ZM148 99H147L146 101H148ZM155 99H157V98H155ZM204 99H205V98H204ZM207 99H208V98L205 99V100H206V103H204V104H207V103L209 102V100H208V102H207ZM236 99H237V97H236ZM239 99H241V98H239ZM239 99H238V101H239ZM5 100H6V99H5ZM7 100H8V99H7ZM28 100H29V99H28ZM46 100H48V99H46ZM67 100H68V99H67ZM72 100H74V99H72ZM72 100H70V101L72 102ZM80 100H81V99H79V102L77 101L79 104H80V102H83V101H80ZM116 100H117V99H116ZM187 100H188V99H187ZM225 100H226V99H225ZM242 100H243V99H242ZM242 100H240V103H241ZM258 100H260V99L258 98ZM48 101H49V100H48ZM60 101H61V98H60ZM62 101L65 102L64 99H63ZM62 101H61V102H62ZM120 101H122V100H120ZM155 101H156V100H155ZM236 101H237V100H235V102H236ZM238 101H237V103H236V104H237L236 106H238V104H239ZM249 101H250V100H249ZM256 101H257V100H256ZM256 101H255V102H256ZM7 102H8V101H7ZM10 102H11V101H10ZM49 102H50V101H49ZM49 102H47V103H49ZM68 102H69V101H68ZM71 102H70V103H71ZM77 102H75V103H77ZM84 102H85V101H84ZM188 102H189V101H188ZM210 102H211V101H210ZM245 102H247V101H245ZM45 103H46V102H45ZM57 103H60V102L57 101ZM85 103H86V102H85ZM85 103H81V105H79V106H83L82 104H85ZM145 103H146V102H145ZM147 103H149V102H147ZM147 103H146V104H147ZM156 103H157V101H156ZM156 103L154 104L155 106L157 105ZM262 103H263V101H262ZM61 104H62V103H61ZM116 104H119V106H118V105H117V106L120 107V105L122 104V102H121V103H120V102H119V103L116 102ZM151 104H152V103H151ZM180 104H181V101H180ZM180 104L177 105V107L180 106ZM210 104H212V102H211ZM231 104H232V103H231ZM242 104H243V103H242ZM242 104H241V105H242ZM245 104H246L247 108L245 107V105H243L245 108L242 107V111L239 112V113H240V114H238V115H239V119H238V118L235 119V120H236V121L234 120L235 122L231 121V122H233V123H232V126L230 125V128L233 127V124H234L235 127H234V131L230 132V133H232V136H231V138H229L228 142H227L226 145H225V146L229 147V148L226 147L227 150L230 149L232 146H234V144H236V145L241 144V146L244 145V146H246V147H247V146H255V147H257L258 150L262 149V147H263V146H262L263 144L259 143L260 140H258V139H257L258 141H256L255 139L253 140V139H252V136H251V139L249 138L250 140H248V139H246V136L244 135V134H246V132H250V134H252L253 132H252L251 130H252V129L254 130V126H253V128H252V126L249 125L250 122H248L249 120H251L250 118L248 119V117H250V113L248 112V111H250V107H248L247 103H245ZM5 105H6V104H5ZM5 105H4V107H6ZM8 105H9V104H8ZM30 105H31V104H30ZM54 105H55V104H54ZM56 105H57L56 109H59V108H58L59 104H56ZM56 105H55V106H56ZM65 105H69V104H65ZM65 105H64V103H63V106H65ZM114 105H115V104H114ZM129 105H130V104H129ZM152 105H153V104H152ZM152 105H151V106H152ZM154 105H153L152 107H155ZM181 105H182V104H181ZM72 106H73V105H72ZM72 106L69 105V107H71V108L68 107V109H72ZM85 106H86V105H85ZM85 106H83V107H85ZM115 106H116V105H115ZM147 106H148V105H147ZM151 106H150V107H151ZM210 106H211V105H210ZM239 106H240V105H239ZM28 107H29V106H28ZM51 107H54V106H51ZM51 107H50V108H51ZM61 107H62V105H61ZM65 107H66V106H65ZM73 107H74V106H73ZM83 107H82V108L80 107V108H81V111H83V110H82ZM118 107H117V108H118ZM138 107H139V106H138ZM150 107H149V108H150ZM180 107H181V106H180ZM185 107H186V106H185ZM208 107H209V105L207 104V108H208ZM233 107H234V108H233V110H234V109H235V105H234ZM11 108H10V109H11ZM30 108H32V106H31ZM80 108H79V109H80ZM117 108L115 107V109H117ZM124 108L126 109V107H124ZM129 108H130V107H129ZM174 108H175V106H174ZM202 108H203V107H202ZM205 108H206V107L204 106L203 109L205 110ZM207 108H206V109H207ZM221 108H222V106H221ZM221 108H220V109H221ZM223 108H224V107H223ZM238 108H239V110H240L241 106L238 107ZM238 108H237V110H238ZM256 108H257V107H256ZM2 109H4V108H2ZM8 109H9V108H8ZM24 109H27V108L24 107ZM33 109H34V108H33ZM54 109H55V108H54ZM64 109H66V108H64ZM77 109H78V108H77ZM79 109H78V110H79ZM85 109H86V108H85ZM136 109H137V108H136ZM208 109H209V108H208ZM228 109H229V108H228ZM6 110H7V109H6ZM60 110H61V109H60ZM119 110H120V109H119ZM148 110L150 111L151 109H148ZM176 110H177V109H176ZM185 110H186V109H185ZM185 110H184V114H186V113H185V112H186ZM209 110H210V109H209ZM8 111H9V110H8ZM8 111H7V113H8ZM28 111H29V110H28ZM31 111H33V110H31ZM53 111H54V110H53ZM53 111L50 112V109H49L48 113L50 112V114H49L50 116H51L52 114H54ZM56 111H57V110H56ZM58 111H59V110H58ZM62 111H64V110H62ZM116 111L118 112V110H116ZM123 111H124V109H123ZM197 111H195V112H197ZM201 111H202V110H201ZM201 111H199V112H201ZM228 111H229V110H228ZM67 112H68V110L66 111V113H67ZM69 112H71V110H70ZM69 112H68V113H69ZM74 112H75V111H73V113H72L71 115H70V113H69V114L67 115V118H68L69 115H70V116H73V114L76 115L79 111H78L77 113H74ZM83 112H84V111H83ZM85 112H86V111H85ZM114 112H115V110H114ZM117 112H115V113H117ZM143 112H144V111H143ZM174 112H175V110H174ZM187 112H188V111H187ZM205 112H206V110H205ZM208 112H209V111H208ZM225 112H226V110H225ZM230 112L233 113L234 111H230ZM236 112H237V111H236ZM60 113H61V112H60ZM81 113H82V112H79V113H78V116L81 117V115L83 114V113H82V114H81ZM86 113H87V115H88V111H87ZM86 113H85V114H86ZM123 113H126V112L124 111ZM145 113H148L147 109H146V111L144 112V116H145ZM150 113H151V112H150ZM154 113H155V112H154ZM176 113H178V111H177ZM188 113H189V112H188ZM188 113H187V115H189ZM197 113H198V112H197ZM197 113H196V116H200L201 113H199V115H197ZM203 113H204V111H203ZM206 113H207V112H206ZM206 113H205V114H206ZM216 113H217V112H216ZM222 113H223V112H222ZM222 113H220V114L222 115ZM227 113H228V112H227ZM263 113H264V112H263ZM29 114H31V113H29ZM62 114H64V112H63ZM79 114H80V115H79ZM121 114H122V113H121ZM142 114H143V113H142ZM220 114H219V116H220ZM235 114H236V113H235ZM25 115H26V114H25ZM34 115H35V114H34ZM49 115H48V116H49ZM75 115H74V116H75ZM153 115H154V114H152V116H153ZM176 115H177V114H176ZM225 115H226V113H225ZM232 115H233V116H232V118H233L235 115H234V113H233ZM37 116H38V115H37ZM56 116L58 117L59 115H56ZM62 116L64 117V115H62ZM65 116H66V114H65ZM74 116H73V117H74ZM88 116H89V115H88ZM141 116H142V115H141ZM141 116H140V117H141ZM144 116H143V117H144ZM149 116H150V115H149ZM194 116H195V115H194ZM196 116H195V117H196ZM204 116H205V115H204ZM222 116H223V115H222ZM59 117H60V118H59ZM59 117H58V119H56V120H57L56 123L54 122V123H55L54 126H52V127H50V128H47V127H46L47 129H45V132H43L44 134L42 133V134H43V135H42L43 137H42L41 135H39V138H40V139H39L38 145L36 144L37 146L35 147V149H32V150L29 151L27 154L22 155L23 158H22V159H18L19 161L17 160L16 167H13V168H15V169H13V171H11V173H10V171H9V173H10L11 175L8 173V174H7L8 176H6V179H5L6 181H3V182L6 183V185L2 184V187L0 188V203H1V202H4V203H5V202H7L8 200H10V199L13 198V203L11 204V201L9 202V203L11 204V207L14 209L13 212H12V215H14L15 213H16V215H17V213L20 212L19 209H20V207H21V205H22V204H21V199H22V189L27 188L26 186H28V188H30V187H32L33 189L36 188V189H37L36 191L39 190V191H40V194H42L45 198L50 199V203H51V199H52V202H54V201H56L57 198H59V200L62 199L63 202H64V199H65V200H66V199L68 200V197L70 196L69 189L66 187V184H65L66 182H65L64 179H62V165H65L64 163L62 164V162H63V161H64V162L67 161L66 159H68V157H66V159H65L64 156H68V155H65V152H64L65 150L62 151V154H64V155H63V158L65 159V160L62 161L63 158H62L61 153H54V151H55L54 147L56 148V147L59 145L58 143L61 144V141L58 142V141H59V138H60V137H59V135H60L59 133H60V130H61V128H62V125L64 124V120L67 119V118H66V119L62 120L61 116H59ZM73 117H72V118H73ZM76 117H77V116H76ZM80 117H79V118H80ZM120 117H122V116L120 115ZM123 117L125 118L126 116H123ZM130 117H131V116H130ZM143 117H142V118H143ZM173 117H174V115H173ZM180 117H181V115L179 116V118H180ZM182 117H184V116H182ZM189 117H190V116H189ZM195 117H194L193 119H195ZM217 117H218V116H217ZM226 117H229V116L226 115ZM42 118H43V117H42ZM55 118H56V117H55ZM55 118H54V119H55ZM69 118H70V117H69ZM69 118H68V119H69ZM81 118H82V117H81ZM81 118H80V120L84 119L85 116H84V118H82V119H81ZM117 118H118V117H117ZM146 118H147V117H146ZM171 118H172V117H171ZM198 118H200V117H198ZM251 118H252V117H251ZM24 119H25V118H24ZM24 119H23V120H24ZM37 119H38V118H37ZM75 119H76V118H75ZM75 119H74V121H75ZM90 119H91V118H90ZM149 119H150V118H149ZM183 119L185 120V119H187V117H185V118H183ZM183 119H182V121H183ZM193 119H192V120H193ZM196 119H197V118H196ZM196 119H195L194 121H195L196 123H198V120H199V119H197V121H196ZM215 119H216V118H214V120H215ZM217 119H218V118H217ZM225 119H227V118H225ZM225 119L223 118L224 122H225V121H228V119H227V120H225ZM35 120H36V119H35ZM40 120H41V119H40ZM47 120L49 121V118H48ZM78 120H79V119H78ZM116 120H118L119 122H121V119H116ZM155 120H156V119H155ZM173 120H174V119H173ZM180 120H181V118H180ZM192 120L190 119V121H192ZM41 121H42V120H41ZM44 121H45V120H44ZM82 121H83V120H82ZM84 121H86V119H85ZM147 121H148V120H147ZM150 121H151V120H150ZM177 121H179V120H177ZM194 121H193V122H194ZM218 121L220 122V118H219ZM218 121H217V122H218ZM1 122H2V121H1ZM70 122H71V118H70V120H69V124H70ZM80 122H81V121H80ZM86 122H87V121H86ZM123 122H124V121L122 120V123H123ZM179 122H180V121H179ZM183 122H184V121H183ZM188 122H189V120H188ZM195 122H194V123L191 122V123H192V127H193V124H196ZM200 122H201V125H203L204 122L201 121V120H200ZM200 122L198 123L199 125H200ZM202 122H203V123H202ZM212 122H213V121H212ZM215 122H216V121H215ZM215 122H214V123H215ZM221 122H222V121H221ZM221 122H220V123H221ZM224 122H223V123H224ZM251 122H253V119L251 120ZM256 122H257V121H256ZM256 122H255V124H256ZM259 122H260V121H259ZM261 122H263V121H261ZM27 123H28V122H27ZM54 123H53V124H54ZM65 123H66V122H65ZM72 123H73V122H72ZM75 123H76V121H75ZM78 123H79V121H78ZM81 123H83V122H81ZM84 123H85V122H84ZM87 123H88V122H87ZM87 123H86V124H87ZM115 123H117V122H115ZM115 123H114V128H117V127H118V128L120 129L121 127H119V126H116V127H115V125H116ZM124 123H125V122H124ZM138 123H139V122H135L136 126L139 125ZM150 123L152 124V121L149 122V124H150ZM226 123H227V122H225V124H226ZM228 123H229V122H228ZM69 124H67V125H69ZM147 124H148V123H146V125H147ZM153 124H154V123H153ZM182 124H183V123H181V126H182ZM189 124H190V123H189ZM204 124H205V123H204ZM216 124H218V123H216ZM262 124L264 125V123H262ZM65 125H66V124H65ZM76 125H77V123H76ZM76 125H75V126H76ZM78 125H79V124H78ZM82 125H83V124H82ZM84 125H85V124H84ZM100 125H101V124H100ZM100 125H99V127H100ZM117 125H118V123H117ZM119 125L121 126V124H119ZM124 125H125V124H124ZM185 125H186V124H185ZM185 125H184V127H185ZM199 125H198V126H199ZM201 125H200V126H201ZM220 125H221V124H220ZM223 125H224V124H223ZM251 125H253V123H252ZM70 126L72 127V124H71ZM70 126H69V127H70ZM102 126H103V125H102ZM125 126H126V125H125ZM178 126H179V124H178ZM188 126H189V125H188ZM198 126H196V127H194V128L197 129ZM213 126H214V128H215V127H216V128L219 127V126H217V125H215V124H214ZM226 126L228 127V125H225V126H223L222 128L225 129ZM249 126H250V127H249ZM77 127H79V129H78V133H77V132H76V133L79 134V132H82V130L80 131V126H77ZM83 127H84V126H83ZM85 127H87V126H85ZM131 127H132V126H131ZM134 127H135V126H134ZM143 127H144V126H143ZM146 127H148V128H147L148 130H147V129H144V130H142V131H147V132H149V129H151L150 126L148 125V126H146ZM210 127H211V126H210ZM210 127H209V128H210ZM224 127H225V128H224ZM81 128H82V127H81ZM101 128H102V127H101ZM107 128H108V126H107ZM124 128H125V127H124ZM135 128H136V127H135ZM144 128H145V127H144ZM185 128H186V127H185ZM194 128H193V129H194ZM205 128H206V126H205ZM230 128H229V129H230ZM250 128H251V130H250V131H247V130H249ZM262 128H263V127H262ZM20 129H21V128H20ZM20 129H19V130H20ZM75 129H76V128H75ZM82 129H83V130L86 129V130H85L86 132L88 131L87 128H82ZM105 129H106V126H105ZM105 129H103V130H105ZM122 129H123V128H122ZM122 129H120V130L122 131ZM153 129H154V128H152L151 130H153ZM189 129H191V128H189ZM193 129H192V130H193ZM196 129H194V130H196ZM200 129H201V128H200ZM203 129H204V128L202 127V130H203ZM257 129H258V128H257ZM19 130H18V132H19ZM120 130L117 131V129H116L117 132H121ZM135 130H136V129H135ZM135 130H134V131H135ZM151 130H150V131H151ZM154 130H155V129H154ZM182 130H183V129H182ZM192 130H189V131H186V132L189 133V132L192 131ZM217 130L222 131L221 128H220V129H219V128H218V129H215L216 132H217ZM226 130H227V129H226ZM230 130H231V129H230ZM258 130L260 131V128H259ZM258 130H257V132H258ZM13 131H15V129H14ZM69 131H70V130H69ZM69 131H68V132H69ZM111 131H113V129H112ZM203 131H204V130H203ZM206 131H207V130H206ZM215 131H214V132H215ZM220 131H218V133H219ZM223 131H224V130H223ZM227 131H228V130H227ZM0 132H1V131H0ZM66 132H67V131H66ZM70 132H71V131H70ZM74 132H75V131H74ZM117 132H116V133H117ZM136 132H137V131H136ZM138 132H139V131H138ZM195 132H196V131H195ZM195 132L193 131V136L195 135V134H194ZM209 132H210V131H208V133H209ZM225 132H226V131H224L223 134H224ZM260 132H261V131H260ZM19 133H21V131H20ZM39 133H40V132H39ZM61 133L63 134L64 132L61 131ZM72 133H73V132H72ZM83 133L85 134L84 131H83ZM103 133H104V132H103ZM122 133H123V132H122ZM122 133H121V134H122ZM190 133H191V132H190ZM204 133H205V132H204ZM208 133H207V135H208ZM221 133H222V132H220L219 135H221ZM254 133H255V132H254ZM40 134H41V133H40ZM64 134H65V133H64ZM66 134H67V133H66ZM66 134H65V135H66ZM73 134H75V133H73ZM84 134H83V135H84ZM104 134H105V133H104ZM136 134H137V133H136ZM136 134H135V135H136ZM144 134H147V133H144ZM149 134H150V133H149ZM201 134H202V131H201ZM212 134H213V133H212ZM216 134H217V133H216ZM223 134H222V136H223ZM225 134H227V133H225ZM241 134H242V136H241ZM0 135H1V134H0ZM23 135H24V133H23ZM65 135H64V136L62 135L61 137H65ZM71 135H72V134H71ZM81 135H82V134H81ZM102 135H103V134H102ZM102 135H101V136H102ZM122 135H123V134H122ZM124 135H125V134H124ZM133 135H134V132H133ZM139 135H140V133H139ZM152 135H153V133H152ZM185 135H186V134H185ZM185 135H184V136H185ZM210 135H211V132H210ZM233 135H235V136H233ZM254 135H255V137H256V134H254ZM258 135H259V134H257V136H258ZM3 136H5V135H3ZM66 136H68V138H70L69 135H66ZM154 136H155V134H154ZM182 136H183V135H182ZM190 136H192V135H190ZM193 136H192V137H193ZM196 136H197V135H196ZM213 136H214V134H213ZM222 136L220 137V140H219V141H222V142H223V140H224L225 137L223 136L224 138H223V140H221ZM227 136H228V135H226V137H227ZM260 136H261V134H260ZM260 136H259V137H260ZM1 137H2V136H1ZM21 137H22V136H21ZM93 137H94V136H93ZM102 137H103V136H102ZM124 137H126V136H124ZM124 137H122V138H124ZM133 137H134V136H133ZM133 137H132V138H133ZM137 137H138V135H137ZM148 137H149V135H148ZM151 137H152V136H151ZM186 137H189V134L186 135ZM203 137H204V135L202 136V138H203ZM205 137H206V136H205ZM205 137H204V140H205ZM253 137H254V136H253ZM255 137H254V138H255ZM8 138H9V136H8ZM14 138H15V137H14ZM76 138H78V137H76ZM87 138H88V137H87ZM87 138H86V141H87ZM103 138H104V137H103ZM103 138H102V139H103ZM109 138H111V137L109 136ZM112 138H113V137H112ZM114 138H115V137H114ZM134 138H135V137H134ZM139 138H140V136H139ZM153 138H154V137H153ZM155 138H156V137H155ZM155 138H154V139H155ZM182 138H183V137H182ZM209 138H210V137H209ZM209 138H207V139H209ZM214 138H215V136H214ZM1 139H3V138H1ZM61 139H62V138H60V140H61ZM64 139H65V138H64ZM72 139H73V136H72ZM74 139H75V138H74ZM83 139H85V138L83 137ZM83 139L81 138L80 141H79V143H80V142H85V140L83 141ZM100 139H101V138H100ZM124 139H125V138H124ZM135 139H136V138H135ZM150 139H151V138H150ZM183 139H185V138H183ZM188 139H189V138H188ZM188 139L186 138L185 141L187 142V144L190 145L191 141L188 140ZM198 139H199V136H198ZM207 139H206V140H207ZM211 139H213V138H211ZM216 139H219V137H216ZM230 139H231V140H230ZM8 140H9V139H8ZM37 140H38V139H37ZM37 140H36V141H37ZM67 140H68V139H67ZM104 140H105L104 142H102V141H101V142H102V143H105V142H106V139H104ZM122 140H123V139H122ZM133 140H134V139H133ZM139 140H140V139H136V140H135L136 143H137ZM142 140H143V138H142ZM151 140H152V139H151ZM155 140H156V139H155ZM195 140H196V139H195ZM202 140H203V139H202ZM3 141H4V140H3ZM3 141H2V142H3ZM64 141H66V140H64ZM68 141H69V140H68ZM72 141H73V140H72ZM135 141H133V142H135ZM189 141H190V142H189ZM199 141H201V140L199 139ZM208 141H210V140H208ZM208 141H207V143H208ZM212 141H213V140H212ZM219 141H218V142H219ZM7 142H8V141H7ZM7 142H6V143H7ZM77 142H78V141L76 140L75 143H77ZM116 142H118L119 144H117ZM131 142H132V141H131ZM133 142H132V143H133ZM140 142L142 143V141H140ZM140 142H139V143H140ZM144 142H145V141H144ZM155 142H156V141H155ZM155 142H154V143H155ZM181 142H182V143L179 145V147H181V145L183 144V141H181ZM186 142H185V143H186ZM188 142H189V143H188ZM205 142H206V141H205ZM205 142H203V143L205 144ZM214 142H215V140H214ZM34 143H35V142H34ZM36 143H37V142H36ZM85 143H86L85 146H87V142H85ZM107 143H108V144H107ZM139 143H138V144H139ZM141 143H140V144H141ZM150 143H151V142H150ZM179 143H180V142H179ZM185 143H184L183 145H185ZM215 143H217V142H215ZM64 144H65V145H64V148H63V149H68L67 146H66V143H64ZM68 144H70V147H71L72 142H71V143H68ZM83 144H84V143H83ZM100 144H101V143H100ZM120 144H121V143H120L119 141H115L114 139H107L106 144H104L105 146L108 145V147H110V149H111V150L108 151L109 153L107 154V155H109V157H108V162L110 161L111 163H109V164H111V165H113V164L116 165L115 163H116L117 160L114 159V156H117V155H115L117 152L115 151V148H117V145H120ZM134 144H135V143H134ZM151 144H152V143H151ZM151 144H150V145H151ZM156 144H157V143H156ZM187 144L185 145L186 147H187ZM195 144H196V142H195ZM199 144H200V143H199ZM201 144H202V143H201ZM201 144H200V145H201ZM204 144H203V147H204ZM221 144H222V143H221ZM3 145H4V144H3ZM80 145H81V144H80ZM80 145H79V146H80ZM192 145H193V144H192ZM206 145H207V144H206ZM210 145H211V144H210ZM215 145H216V144H215ZM217 145H218V144H217ZM217 145H216V146H217ZM223 145H224V144H223ZM256 145H257V146H256ZM59 146H60V145H59ZM59 146H58V147H59ZM65 146H66V147H65ZM77 146H78V143H77ZM77 146L75 145V147H77ZM129 146H130V144H129ZM132 146H134V145H132ZM136 146H137V145L135 144L134 147H136ZM153 146H154V144H153ZM213 146H214V145H213ZM219 146H220V145H219ZM244 146H243V147H244ZM58 147H57V148H58ZM60 147H61V146H60ZM62 147H63V146H62ZM73 147H74V146H73ZM81 147L83 148V146H81ZM118 147H119V146H118ZM120 147H121V145H120ZM120 147H119V148H120ZM154 147H156V145H155ZM183 147H184V146H183ZM186 147H185V148H186ZM205 147H206V146H205ZM205 147H204V149H205ZM210 147H211V146H210ZM246 147H245V148H242V147H241V148H242V149H246ZM2 148H3V146H2ZM32 148H33V147H32ZM57 148H56V150H57ZM79 148H80V147H79ZM102 148H103V146H102ZM119 148H118V149H119ZM130 148H131V146H130ZM156 148H157V147H156ZM185 148H183V150H184ZM208 148H209V147H207V150H208ZM214 148H215V147H214ZM214 148H212V150H211L212 153L214 152V150H213ZM217 148H218V147H217ZM219 148H220V147H219ZM223 148H225V147H223ZM223 148L221 147V150H222ZM226 148H225V149H226ZM236 148H237V146H236ZM249 148H250V147H248V149H249ZM104 149H106V147H105ZM135 149H138V148L136 147ZM139 149H142V148H139ZM139 149H138V150H139ZM146 149H147V148H146ZM188 149H189V147H188ZM188 149H185V151L188 150ZM232 149H234V148H232ZM248 149H246V150H248ZM58 150H60V149H58ZM69 150H70V149H69ZM81 150H82V149H81ZM85 150H86V147H85V149H84L83 151L85 152ZM113 150L116 152L115 154H114V151H113ZM116 150H117V149H116ZM132 150H133V148H132ZM183 150H181V152H182ZM205 150H206V149H205ZM227 150H226V151H227ZM249 150H251V149H249ZM255 150H256V149H255ZM45 151H47V153H48V151H51L50 153H52V154H51L52 157L48 158V155H47L46 158H48V160H49V159H51V160H50V163H49L48 168L45 169V170H43L44 168H42V167H43L44 165L42 166V164H40V163H42L43 161L40 162V163H39L38 161H39V157H40V155L43 154V152H45ZM66 151H67V150H66ZM74 151H75V150H74ZM76 151H77V150H76ZM76 151H75V152H76ZM83 151H82V152H83ZM117 151H118V150H117ZM136 151H137V150H136ZM140 151H141V150H140ZM144 151H145V150H144ZM144 151H142V153H143ZM155 151H156V150H155ZM155 151H154V152H155ZM185 151H183V153H185ZM188 151H189V150H188ZM201 151H202V148H201V150H200L199 152L202 153ZM208 151H209V150H208ZM222 151H223V150H222ZM222 151H221V152H222ZM234 151H236V149H235ZM55 152H56V151H55ZM60 152H61V151H60ZM106 152H107V150H106ZM118 152H119V151H118ZM133 152H134V151H133ZM138 152H139V151H138ZM138 152H137V153H138ZM147 152H148V150H147ZM147 152L144 153L146 156L148 155ZM156 152H157V151H156ZM156 152H155L154 154H155V155H158V154H156ZM158 152H159V151H158ZM204 152H205V151L203 150V153H204ZM221 152H220V154H221ZM228 152H229V150H228ZM249 152H250V151H249ZM251 152H252V151H251ZM251 152H250V153H251ZM262 152H263V151H262ZM262 152H261V153H262ZM25 153H26V152H25ZM50 153H49V154H50ZM68 153H69V152H68ZM77 153H81V151H79V152H77ZM112 153H113V154H112ZM137 153H136V155L140 154V153H138V154H137ZM148 153H149V152H148ZM183 153H181V154L183 155ZM236 153H239V151L237 150ZM240 153L242 154V152H240ZM244 153H246V152H244ZM250 153H249V154H250ZM261 153H260V154H261ZM263 153H264V152H263ZM20 154H21V153H20ZM83 154H84V153H83ZM159 154H160L159 156L162 155L160 152H159ZM222 154H223V153H222ZM226 154L228 155V153H226ZM230 154H233V152H231ZM247 154H248V153H247ZM251 154H252V153H251ZM256 154L260 156V154H258V153H256ZM256 154L254 153L255 156H256ZM45 155H46V154H45ZM74 155H75V154H74ZM132 155H134V153H132ZM136 155H134L133 157L136 158V157H140V156H141V154H140V156H139V155L136 156ZM184 155H185V154H184ZM202 155H203V154H202ZM204 155H205V154H204ZM206 155H207V154H206ZM210 155H212V154L210 153ZM210 155H209V152H208V156H210ZM245 155H246V154H244V156H245ZM261 155H262V154H261ZM17 156H18L17 158H20L19 155H17ZM42 156H43V155H42ZM42 156H41V157H42ZM84 156H85V155H83V157H84ZM149 156H150V154H149ZM149 156H148V157H149ZM162 156H163V155H162ZM185 156H186V155H185ZM223 156H224V155H223ZM232 156H233V155H232ZM250 156H252V155H250ZM262 156H263V155H262ZM14 157H16V156H14ZM74 157H75V159H76V155L73 156V158H74ZM80 157H81V156H80ZM131 157H132V156H131ZM144 157H145V156H144ZM225 157H227V156H225ZM17 158H16V159H17ZM84 158H85V157H84ZM135 158H134V160H135ZM150 158H151V159H150ZM160 158H161V157H160ZM200 158H201V154H200ZM210 158H212V156H211ZM210 158H209V160H210ZM227 158H228V157H227ZM227 158H226V159H227ZM238 158H239V157H238ZM241 158H242V157H241ZM243 158H244V157H243ZM247 158H248V157H247ZM247 158L245 157L244 160L247 161V160H246ZM259 158H260V157H259ZM259 158H256V159H259ZM69 159H70V158H69ZM71 159H72V158H71ZM71 159H70V160H71ZM81 159H82V158H81ZM81 159H79V160H81ZM106 159H107V158H106ZM137 159H138V158H137ZM137 159H136V160H137ZM139 159H140V158H139ZM149 159H150V161H152V162H150V164H151V163H154V162L156 161L155 157H153V158H152V157H149ZM181 159L185 160L184 157L181 158ZM218 159H219V158H218ZM260 159H262V158H260ZM13 160H15V158H14ZM70 160H69V161H70ZM73 160H74V159H73ZM73 160H71V161L73 162ZM114 160H115V163H114ZM131 160H132V158H131ZM144 160H145V158H144ZM147 160H148V158H147ZM147 160L144 161V162H149V161H147ZM183 160H182V161H183ZM196 160H197V158H196ZM236 160H237V159H236ZM251 160H252V159H251ZM253 160H255V159L253 158ZM71 161H70V162H71ZM83 161H84V160H83ZM139 161H141V160H139ZM157 161L159 162V160H157ZM237 161H238V160H237ZM245 161H244V162H245ZM15 162H16V161H15ZM15 162H14V163H15ZM77 162H78V159L75 160V161L73 162L72 166L75 165ZM112 162H113V164H112ZM158 162H157V163H158ZM207 162H208V161H207ZM218 162L220 163V161L218 160L216 164H218ZM224 162H225V161H224ZM251 162H252V161H251ZM259 162H260V161H259ZM261 162H262V161H261ZM80 163H81V165L83 164V162H80ZM80 163H79V164H80ZM159 163H164V162H163V161H160ZM159 163H158V164H159ZM195 163H196V162H195ZM225 163H227V162H225ZM254 163H255V162H254ZM257 163H258V160H257ZM257 163H255V164H257ZM43 164H44V163H43ZM47 164H48V162H47ZM47 164H46V165H47ZM70 164H71V163H70ZM79 164H78V165H79ZM97 164H98V163H97ZM130 164H131V163H130ZM144 164H146V163H144ZM150 164H149V165H150ZM154 164H155V163H154ZM158 164H157V165H158ZM233 164H234V163H233ZM233 164H232V165H233ZM13 165H14V164H13ZM157 165H154V167L156 166V170H158L157 167L159 166V165H158V166H157ZM204 165H206V164H205V161H204ZM223 165H224V164H223ZM234 165H236V164H234ZM250 165H252V164H250ZM261 165H262V164H261ZM66 166H68V165H66ZM76 166H77V165H76ZM117 166H118V163H117ZM152 166H153V165H152ZM152 166L150 165V168H151ZM160 166H161V165H160ZM160 166H159V167H160ZM182 166H183V165H182ZM214 166H215V165H214ZM216 166H218V165H216ZM225 166H226V165H225ZM236 166H237V165H236ZM236 166H233V167L230 166V168H231V167H232V168H234V167L236 168ZM243 166H245V165H243ZM252 166H253V165H252ZM259 166H260V165H259ZM263 166H264V165H263ZM63 167H64V166H63ZM84 167H85V166H84ZM154 167H153L152 169H154ZM197 167H198V166H197ZM200 167H201V165H200ZM219 167H220V166H219ZM238 167H239V166H238ZM246 167H247V165H246ZM254 167H256V166H254ZM118 168H119V167H118ZM120 168H121V167H120ZM140 168H142V166H141ZM182 168H183V167H182ZM215 168H216V167H215ZM232 168H231V169H232ZM235 168H234V171H236L235 174H236L237 177H238V176H240V174H237V172H238L239 169H238V168L235 169ZM242 168H244V167H242ZM247 168H248V167H247ZM247 168H246V169H247ZM252 168H253V167H252ZM252 168H251V169H252ZM63 169H64V168H63ZM113 169H114V168H112V170H113ZM143 169H145V168L143 167ZM143 169H142V170H143ZM196 169H198V168H196ZM204 169H205V168H204ZM244 169H245V168H244ZM257 169H258V167H257ZM260 169H261V168H260ZM11 170H12V168H11ZM65 170H66V169H65ZM74 170H75V169H73V171H74ZM83 170H84V169H83ZM110 170H111V169H110ZM110 170H109V172H110ZM114 170H115V169H114ZM114 170H113V171H114ZM116 170H117V167H116ZM119 170H120V169H119ZM129 170H130V169H129ZM156 170H153V171H156ZM162 170H163V169H162ZM198 170L200 171V169H198ZM198 170H197V171H198ZM201 170L203 171V169H201ZM213 170H214V168H213ZM215 170H216V169H215ZM217 170H219V169L217 168ZM232 170H233V169H232ZM63 171H64V170H63ZM113 171L110 172V173H113ZM143 171H145V170H143ZM150 171H151V170H150ZM153 171H151V173H152ZM193 171H194L195 174H196V170H193ZM250 171H252V170H250ZM257 171H258V170H257ZM257 171H256V172H257ZM74 172H76V170H75ZM115 172H116V171H115ZM181 172H182V171H181ZM212 172H213V171H212ZM222 172H223V171H222ZM245 172H246V171H245ZM259 172H260V171H259ZM261 172H263V169L261 170ZM70 173H71V172H70ZM70 173H69V174H70ZM77 173H78V172H77ZM83 173H84V172H83ZM167 173H168V172H167ZM217 173H219V172H217ZM223 173H224V172H223ZM223 173H222V174H223ZM230 173H231V172H230ZM238 173H240V171H239ZM247 173H249V170H248ZM247 173H246V174H247ZM257 173H258V172H257ZM257 173H254L253 177H254V176L256 177L255 174H257ZM107 174H109L108 171H107ZM114 174H115V173H114ZM119 174H120V173H119ZM135 174H136V173H135ZM135 174H134V175H135ZM138 174L141 175V173H139V170H138V173L136 174V176H138ZM149 174H150V173H149ZM156 174H158V173L155 172V175H156ZM215 174H216V173H215ZM232 174H234V173H232ZM241 174H242V173H241ZM258 174H259V173H258ZM9 175H10V176H9ZM116 175H118V172H117ZM144 175H145V174H144ZM226 175H227V174H226ZM229 175H230V174H229ZM236 175H235V176H236ZM243 175H244V174H243ZM260 175H262V174H260ZM260 175H259V176H260ZM191 176H192V175H191ZM202 176H203V174H202ZM232 176H233V175H232ZM232 176H231V177H232ZM235 176H233V177H235ZM76 177H78V176H76ZM76 177H74V178H76ZM111 177H112V176H111ZM134 177H135V176H134ZM237 177H236V178H237ZM253 177L251 176L252 179H255V178H253ZM261 177H262V176H261ZM263 177H264V176H263ZM74 178H72V180H74ZM82 178H83V177H82ZM149 178H150V177H149ZM149 178H148V179H149ZM214 178H215V177H214ZM214 178H213V179H210V183L212 182V183L210 184V186H211L212 184H216V183H214L213 181L217 182V181H216L217 179L214 180ZM257 178H259V177H257ZM78 179H79V178H78ZM134 179H135V178H134ZM144 179H145V178H144ZM148 179H146L147 182L149 181ZM199 179H200V178H199ZM229 179H232V178H229ZM233 179H234V178H233ZM233 179H232L231 183L233 182ZM243 179H244V178H243ZM252 179H251V180H252ZM81 180H82V179H81ZM131 180H132V179H131ZM155 180H156V179H155ZM224 180H225V179H224ZM237 180H238V179H237ZM150 181H151V179H150ZM226 181H228V179H226ZM226 181H223L222 183H226ZM229 181H230V180H229ZM253 181H255V180H253ZM253 181H251V182H252V183H255V182H253ZM134 182H135V181H134ZM137 182H138V181H137ZM137 182H136V183H137ZM144 182H145V181H144ZM151 182H152V181H151ZM151 182H150V183H151ZM187 182H189V181H187ZM199 182H201V181H198L197 185L199 184ZM237 182H238V181H237ZM251 182L249 181V183H251ZM73 183H74V182H73ZM130 183H133V181H132V182L130 181ZM136 183H135V184H136ZM139 183H140V182H139ZM152 183H153V182H152ZM156 183H157V182H156ZM234 183H235V185H236V180H234ZM234 183H232V185H229L228 188H229L230 190H228V192L233 190V188L235 187V186H233ZM259 183H261V182H259ZM263 183H264V182H263ZM128 184H129V182H128ZM142 184H143V183H142ZM145 184H146V183H145ZM154 184H155V183H154ZM195 184H196V183H195ZM207 184H208V183H207ZM242 184H243V183H242ZM246 184L248 185V183H246ZM255 184H257V182H256ZM3 185H4V186H3ZM23 185L25 186V188H22ZM87 185H88V183H87ZM90 185H91V184H90ZM110 185H111V184H110ZM110 185H109V186H110ZM129 185L132 187L134 184H133V185L129 184ZM129 185H128V186H129ZM201 185H202V184H201ZM224 185H225V184H224ZM224 185H223V186H224ZM261 185H262V184H261ZM29 186H30V187H29ZM140 186H141V185H140ZM142 186H143V185H142ZM144 186H146V185H144ZM149 186L151 187V185H149ZM156 186L158 187L157 184H156ZM156 186L154 185V187H156ZM198 186H199V185H198ZM198 186H197V187H198ZM202 186H203V185H202ZM216 186H217V185H216ZM230 186L233 187V188L231 189ZM257 186H258V185H257ZM78 187H79V186H78ZM78 187L76 188V190L78 189ZM91 187H93V186H91ZM91 187H90V188L88 187L89 190L91 189L90 191H92L93 188H95L96 186L93 187V188H91ZM197 187H196V189H197ZM212 187H213V186H212ZM212 187H211V188H212ZM217 187H219V185H218ZM221 187H222V186H221ZM240 187H243V186L241 185ZM252 187L255 188V185H252ZM260 187H261V186H260ZM262 187H264V185H262ZM18 188H19L20 190H18ZM32 188H31L30 190H32ZM110 188H111V187H110ZM144 188L146 189V187H144ZM148 188H149V187H148ZM148 188H147V189H148ZM152 188H153V187H152ZM152 188H151V189H152ZM186 188H187V187H186ZM213 188L216 189L215 186H214ZM225 188H226V187H225ZM236 188H237V186H236ZM247 188H248V187H247ZM48 189H50L51 191L49 190V191H50V195L47 196V194H48L47 190H48ZM79 189L81 190V188H79ZM140 189H143V187L140 188ZM157 189H158V188H157ZM157 189L155 188V193H154L155 195L151 196V197H153V199H154V197L158 194V193L156 192V191H158ZM209 189H210V187H209ZM217 189H218V188H217ZM217 189H216V191H217ZM248 189H249V188H248ZM248 189H247V190H248ZM250 189H252V191H254L253 188H250ZM257 189H259V188H257ZM28 190H29V189H28ZM87 190H88V189H87ZM109 190H110V189H109ZM135 190H136V188H135ZM138 190H139V189H138ZM143 190H144V189H143ZM143 190H142V191H143ZM234 190H235V189H234ZM234 190H233V191H234ZM242 190H243V192H242V191H241V192L239 191V192H240V194L243 193V196H244V198L246 197V198H245V200H246L248 196H245V192H246L247 190H246V189H245V191H244V189H242ZM33 191H35V190H33ZM85 191H86V190H85ZM136 191H137V190H136ZM146 191H147V190H146ZM153 191H154V189H153ZM171 191H172V190H171ZM197 191H198V190H197ZM213 191H214V190H213ZM235 191H237V189H236ZM235 191H234V192H235ZM250 191H251V190H250ZM252 191H251V193H252ZM260 191H261V190H259V192H260ZM169 192H170V191H169ZM237 192H238V191H237ZM247 192H248V191H247ZM247 192H246V193H247ZM254 192H255V191H254ZM257 192H258V190H257ZM259 192H258V193H259ZM24 193H26L25 190H24ZM36 193H37V192H36ZM38 193H39V192H38ZM75 193H76V192H75ZM137 193H138V192H137ZM140 193H141V191H140ZM148 193H151V192H148ZM156 193H157V194H156ZM192 193H193V192H192ZM195 193H196V192H195ZM204 193H205V192H204ZM210 193H211V190H210ZM210 193L208 192L207 194H210ZM212 193H213V192H212ZM230 193L233 194V192H230ZM235 193H236V192H235ZM73 194H74V193H73ZM89 194H90V193H89ZM92 194H93V191H92ZM92 194H91V195H92ZM135 194H136V193H135ZM135 194H134V195H135ZM141 194H142V193H141ZM144 194L146 195L145 192H144ZM152 194H153V193H152ZM152 194H151V195H152ZM207 194H206V195H207ZM231 194H230V195H231ZM254 194H255V193H254ZM262 194H263V193H262ZM68 195H69V196H68ZM81 195H82V194H81ZM81 195L79 194L80 197H82ZM83 195H84V194H83ZM136 195H137V194H136ZM138 195H139V193H138ZM158 195H159V194H158ZM190 195H191V194H190ZM211 195H213V194H211ZM211 195H208V196H211ZM227 195H228V194H227ZM227 195H226V196H227ZM251 195H252V194H251ZM255 195H256V194H255ZM46 196H47V197H46ZM71 196H72V195H71ZM101 196H102V195H101ZM132 196H133V195H132ZM142 196H143V195H142ZM191 196H192V195H191ZM239 196H240V195H239ZM239 196H238V197H239ZM243 196H242V197H243ZM252 196H253V195H252ZM252 196H250V197H252ZM259 196H261V195L253 196L254 200H255V199H258ZM40 197H41V195H40ZM90 197H91V196H89L88 198H90ZM96 197H97V196H96ZM133 197H134L135 202H136V198H135V196H133ZM133 197H131V198L133 199ZM144 197H145V196H144ZM157 197H158V196H157ZM213 197L215 198V196L209 197V200H211L210 198H213ZM263 197H264V196H262V198H263ZM25 198H26V195H25ZM55 198H56V199H55ZM71 198H74V199H75L74 195H73V197H71ZM77 198H78V197H77ZM82 198L84 199V196H83ZM88 198H87V200H88ZM92 198H94V196H93ZM92 198H91V199H92ZM141 198H142V197H141ZM158 198H159V197H158ZM168 198H170V197H168ZM193 198H194V197H193ZM217 198H218V197H217ZM259 198H261V197H259ZM53 199H55V200H53ZM78 199H79V198H78ZM80 199H81V198H80ZM85 199H86V198H85ZM134 199H133V202H134ZM139 199H140V198H139ZM151 199H152V198H151ZM151 199H149V200H151ZM183 199H184V198H183ZM205 199H206V198H205ZM231 199H232V198H231ZM236 199H237V198H236ZM236 199L234 200V196H233V201H234L235 206H236V202L238 201V200L236 201ZM248 199H249V198H248ZM62 200H61L60 202H62ZM87 200H85V201H87ZM104 200H105V199H104ZM119 200H120V199H119ZM142 200H143V198H142ZM147 200H148V199H147ZM167 200H168V199H167ZM245 200H244V201H245ZM263 200H264V199H262L261 201H263ZM85 201H83V202H85ZM93 201H94V200H93ZM129 201H130V200H129ZM131 201H132V200H131ZM131 201H130V203H131ZM138 201H139V200H138ZM193 201H194V200H193ZM206 201H207V202H206ZM211 201H213V199H212ZM233 201H231V202H233ZM235 201H236V202H235ZM67 202H68V201H67ZM71 202L73 203V201H71ZM80 202H81V201L79 200V203H80ZM89 202H90L91 204H93L92 201H89ZM118 202H119V201H118ZM205 202L208 203V199H206ZM209 202H210V201H209ZM225 202H226V201H225ZM227 202H229V201H227ZM231 202L228 203V205H229V206L227 207L228 209H229L230 206H231V204H230ZM252 202H253V201H252ZM252 202H251V203H252ZM55 203H56V202H55ZM55 203H54L53 205H55ZM69 203H70V201H69ZM69 203H68V204H69ZM74 203H75V202H74ZM76 203H77V202H76ZM79 203H78V204H79ZM85 203H86V202H85ZM113 203H116V202L114 201ZM113 203H112V204H113ZM119 203H120V202H119ZM141 203H143V202L141 201ZM141 203H140V204H141ZM149 203H150V202H149ZM168 203H170V202L168 201ZM191 203H192V202H190V204H191ZM246 203H247V202H246ZM255 203H256V202H255ZM258 203H259V200H258ZM258 203H257V204H258ZM2 204H3V203H2ZM68 204H67V205H68ZM152 204H154V203H152ZM152 204H151V206H152ZM208 204H209V203H208ZM225 204H226V203H225ZM260 204H261V203H260ZM4 205H5V204H4ZM57 205H58V204H57ZM62 205H63V204H62ZM75 205H76V204H75ZM80 205H81V203H80ZM86 205L89 206L90 204L87 203ZM114 205H115V204H113L112 207H114L115 210H116V207H115ZM126 205H127V204H126ZM126 205H125V206H126ZM149 205H150V204H149ZM216 205H217V204H216ZM232 205H233V204H232ZM251 205H254V204L252 203ZM8 206H9V205H8ZM51 206H52V205H51ZM63 206H64V205H63ZM71 206H72V205H71ZM71 206H70V207H71ZM94 206H95V205H94ZM116 206H118V205H116ZM130 206H132V205H130ZM130 206L128 205V209H129ZM142 206H143V205H142ZM144 206H145V205H144ZM188 206H189V205H188ZM209 206H210V205H208V207H209ZM212 206H213V205H212ZM226 206H227V205H226ZM23 207H24V206H23ZM27 207H30V205L27 206ZM59 207H61V205H60ZM70 207H69V208H70ZM100 207H101V206H100ZM166 207H167V206H166ZM203 207H206V206L203 205ZM208 207H206V209H207ZM238 207H239V206H238V203H237V208H238ZM251 207H252V206H251ZM251 207H250V208H251ZM262 207H263V206H262ZM262 207H261V208H262ZM7 208H8V207H7ZM43 208H44V206H43L42 208H41V206H40V207H39V206H36V207H35V210H30V211H32V212L28 215V217H27V219H26V226L23 228V230H24V229H26V230H27V229H30V227L37 228L38 230H39V229H42V226H44V225H42V222H41L40 220H37V217L40 216V215L42 214V212H43ZM54 208H55V207L52 206V207L47 208L45 211H46V214L48 213L49 218H51V220L54 222V230H55V229L60 228V225H59L60 222H59V220L57 219L56 210H55ZM63 208H64V207H63ZM74 208H76V206H75ZM89 208L91 209L92 206L90 205ZM95 208L98 209L97 205L95 206ZM118 208H119V207H118ZM124 208L126 209L127 207H124ZM136 208H137V207H136ZM136 208H135V209H136ZM141 208H142V207H141ZM146 208H148V207H146ZM156 208H157V206H156ZM156 208H154V209H156ZM188 208H189V207H188ZM209 208H210V207H209ZM231 208H232V206H231ZM233 208H235V207H233ZM254 208H256V206H254ZM263 208H264V207H263ZM44 209H45V208H44ZM56 209H57V208H56ZM78 209H79V210L75 209V211L77 210L78 213H81L80 210L85 209V206H84V207H83V206L78 207ZM112 209H113V208H112ZM125 209H124V210H125ZM143 209H144V208H143ZM148 209H149V208H148ZM204 209H205V208H204ZM206 209H205V214L207 213ZM57 210H58V209H57ZM60 210H61V209H60ZM72 210H73V208H72ZM85 210H86V209H85ZM109 210H111V209H109ZM113 210H114V209H113ZM113 210H112V211H113ZM126 210H127V209H126ZM137 210H138V209H137ZM146 210H147V209H146ZM146 210H145V211H146ZM158 210H159V209H158ZM163 210H164V209H163ZM191 210H192V209H191ZM230 210H231V209H230ZM232 210H233V209H232ZM234 210H235V209H234ZM258 210H259V208L257 209V211H258ZM45 211H44V212H45ZM77 211H76V212H77ZM79 211H80V212H79ZM112 211H111V213H112ZM130 211H131V210H130ZM148 211L150 212V210H147L146 212H148ZM151 211H152V209H151ZM226 211H227V209H226ZM226 211H223V214H224V212H226ZM237 211H238V210H236L234 213H237ZM263 211H264V210H263ZM263 211H262V212H263ZM44 212H43V213H44ZM70 212H71V210H69V213H70ZM82 212H83V211H82ZM87 212H88V211H87ZM91 212H93V211H91ZM91 212H90V213H91ZM117 212H118V211H117ZM117 212H115V213H117ZM125 212H126V211H124L123 213H125ZM132 212H134V211H132ZM154 212H155V211H154ZM156 212H157V211H156ZM251 212H252V211H251ZM6 213H8V212H6ZM63 213H64V212H63ZM88 213H89V212H88ZM109 213H110V212H109ZM127 213L129 214V211H128ZM142 213H143V212H142ZM142 213H141V214H142ZM158 213H159V212H158ZM221 213H222V211H221ZM221 213H220V214H221ZM228 213H229V212H228ZM231 213H232V211H231ZM260 213H261V212H260ZM73 214H74V212H73ZM76 214H77V213H76ZM125 214H126V213H125ZM141 214H140V215H141ZM143 214H144V213H143ZM153 214H154V216H155V213H153ZM183 214H184V213H183ZM187 214H188V213H187ZM187 214H185V215L187 216ZM205 214H204V215H205ZM208 214H209V213H208ZM255 214H256V213H255ZM8 215H9V214H8ZM67 215H68V213H67ZM78 215H81V214H78ZM83 215H84V214H82V216H83ZM138 215H139V214H138ZM138 215H137V216H138ZM145 215H146V214H145ZM147 215H148V213H147ZM151 215H152V214H151ZM151 215H149V216H151ZM172 215H173V214H172ZM202 215H203V214H202ZM204 215H203V216H204ZM221 215H222V214H221ZM228 215H229V214H228ZM252 215H253V214H251V217H252ZM17 216H18V215H17ZM42 216H43V215H42ZM71 216H72V215H71ZM73 216H75V215H73ZM76 216H77V215H76ZM82 216H81V217H82ZM107 216H109V215H107ZM125 216H127V214H126ZM130 216H131L132 220H131ZM133 216H134V215H133ZM133 216H132V215H129V217L127 216L128 219L130 218V222L133 221ZM137 216H134V217H137ZM223 216H224V215H223ZM229 216H230V215H229ZM231 216H232V215H231ZM231 216H230V218H231ZM253 216H254V215H253ZM256 216H258V215H256ZM259 216L262 217V216H264V215H263V214H262V215L260 214ZM63 217H64V215H63ZM66 217H67V216H66ZM77 217H78V216H77ZM81 217H80L78 220H76V218L74 217V220L79 221V220H81ZM123 217H124V214H123ZM127 217L125 218V220H127ZM138 217H139V216H138ZM144 217H146V216H144ZM151 217H153V216H151ZM158 217H159V216H158ZM188 217H189V216H188ZM221 217H222V216H221ZM224 217H225V219H226V216H224ZM224 217H222V219H224ZM4 218H6V217H4ZM13 218H14V216H13ZM49 218H48V219H49ZM58 218H59V216H58ZM64 218H65V217H64ZM146 218H147V217H146ZM156 218H157V214H156ZM227 218H229V217H227ZM233 218H234V217H233ZM236 218H237V217H236ZM252 218H253V217H252ZM252 218H251V220H252ZM14 219H15V218H14ZM68 219H69V218H68ZM71 219H72V218H71ZM88 219H89V218H88ZM109 219H110V218H109ZM137 219H139V218H137ZM141 219H142V221H143L145 218H141ZM152 219H153V222H152V223H155V225H156V222L158 221V219H157L156 221L154 220V218H152ZM190 219H191V218H190ZM222 219L220 218L219 221H221ZM225 219H224V221L222 220V221L224 222V223L222 222L223 224H225V223H226V220H228V219H226V220H225ZM238 219H239V216H238ZM261 219H262V218H260L258 221H261ZM4 220H5V219H4ZM33 220H35L36 222H33ZM49 220H50V219H49ZM65 220H66V219H65ZM74 220H73V221H74ZM106 220H108V219L106 218ZM230 220H231V219H230ZM234 220H236V219H234ZM1 221H2V220H1ZM63 221H64V220H63ZM66 221H67V220H66ZM69 221L71 222V220H69ZM104 221H105V220H104ZM109 221H110V220L106 221V223L109 222ZM121 221H122V220H121ZM142 221H139V222H140L139 225H142V226H143V223H144V222H145L146 224H147V222H148V221L146 222V220H145L144 222H142ZM154 221H155V222H154ZM228 221H229V220H228ZM228 221H227V222H228ZM240 221H241V220H240ZM240 221H239V223L242 222V221H241V222H240ZM252 221H253V220H252ZM262 221H263V220H262ZM2 222H3V221H2ZM7 222H8V221H7ZM31 222H33V226H30V225H31ZM49 222H50V221H49ZM74 222H75V221H74ZM110 222H111V221H110ZM127 222L129 223V221H127ZM133 222H134V221H133ZM135 222H136V221H135ZM135 222H134V223H135ZM150 222H151V219H150ZM205 222H206V221H205ZM231 222H232V221H231ZM248 222H250V219L247 221V223H248ZM263 222H264V221H263ZM43 223H44V222H43ZM84 223H85V222H84ZM128 223H127V224H128ZM136 223H137V222H136ZM152 223H151V224H152ZM188 223H189V222H188ZM229 223H230V222H229ZM239 223H238V224H239ZM251 223L253 224V222H251ZM251 223H250V224H251ZM254 223H255V222H254ZM261 223H262V222H261ZM4 224H5V223H2L3 226L0 225V231L6 232V230L8 231V229L10 228V226L7 225V226H9L8 229H7L6 224H5V225H4ZM51 224H53V223H51ZM71 224H73V223H71ZM78 224H79V222H78ZM100 224H101V223H100ZM102 224H103V222H102ZM102 224H101V227H103ZM124 224H125V223H124ZM201 224H202V223H201ZM207 224H208V223H207ZM234 224H235V221H234ZM238 224H237V226H238ZM248 224H249V223H248ZM252 224L250 225L251 227H253ZM256 224H257V223H256ZM256 224H255V225H256ZM73 225H74V224H73ZM73 225H72V227H73ZM104 225L108 226V225L105 224V223H104ZM139 225H138V226H139ZM148 225H150L149 222H148ZM244 225H245V224H244ZM255 225H254V226H255ZM50 226L52 227V225H50ZM70 226H71V225H70ZM135 226H137V224H136ZM211 226H213V225H210V227L207 226L208 229L211 228ZM222 226H223V225H222ZM222 226H221V227H222ZM231 226H232V224H231ZM240 226H241V225H240ZM240 226H239V228H241ZM256 226H257V225H256ZM51 227H50V228H51ZM64 227H65V226H64ZM72 227H71L70 229H71V230H74V229H72ZM104 227H105V226H104ZM104 227H103V228H104ZM109 227H112V228L109 229L110 232H111V234H112L113 231H114V230H113V231L111 230V229H113V226L109 224ZM114 227H115V226H114ZM123 227H124V226H123ZM143 227L146 228V226H143ZM147 227H149V226H147ZM218 227H219V226H218ZM223 227H224V226H223ZM235 227H236V225H235ZM247 227H248V225H247ZM259 227H260V226H259ZM61 228H62V227H61ZM61 228H60V230H61ZM106 228H108V227H106ZM116 228H117V227H116ZM132 228L134 229V227H132ZM145 228H144V231H143V232L147 231V230H145ZM214 228H215V227H214ZM214 228H213V231H214V230L217 231L218 228H216V229H214ZM228 228H229V225H228ZM228 228L226 227V229H228ZM253 228H254V227H253ZM261 228H263V227H261ZM43 229H44V228H43ZM51 229H52V228H51ZM65 229H66V228H65ZM121 229H122V228H121ZM149 229H151V228H149ZM186 229H187V228H186ZM205 229H206V228H205ZM211 229H212V228H211ZM224 229H225V228H224ZM226 229L223 230V233H222L221 231H220V232H221L222 234L227 235L226 237H230V236L232 235V233H231V232L229 233L228 230L226 231ZM232 229H233V228H232ZM236 229H238V228H236ZM245 229H246V228L243 227L242 230H245ZM258 229H259V228H257V230H258ZM263 229H264V228H263ZM31 230H32V229H31ZM71 230H70V231H71ZM101 230L105 231L104 229H101ZM142 230H143V229L140 228V227H139V228H136V229H135L136 232H133V231H132V232H133V235L131 236V238L135 235V237H136V236L138 237L137 239H139V238L143 239L144 237L140 234V233H142V232H140V231H142ZM189 230H190V229H189ZM218 230H219V229H218ZM229 230H230V229H229ZM248 230H249V228H248ZM259 230H260V229H259ZM261 230H262V229H261ZM261 230H260V231H261ZM29 231H30V230H29ZM42 231H43V230H42ZM63 231H64V230H63ZM130 231H131V230H130ZM186 231H188V230H186ZM209 231H210V230H209ZM239 231H240L239 233L242 234L240 229H239ZM24 232H25V231H24ZM26 232H27V231H26ZM37 232H39V231H37ZM37 232H36V233H37ZM96 232H97V231H96ZM132 232H131V234H132ZM147 232H148V231H147ZM149 232H150V231H149ZM201 232H202V231H201ZM247 232H248V231H247ZM249 232H250V231H249ZM251 232H252V231H251ZM28 233H29V232H28ZM30 233H31V232H30ZM108 233H109V231H108ZM114 233H115V232H114ZM211 233H212V232H211ZM211 233H210V235H211ZM217 233H218V232H217ZM217 233H216V234H217ZM234 233H235V232H233V234H234ZM239 233H235V234H239ZM26 234H27V233H26ZM38 234H40V232H39ZM131 234H130V235H131ZM143 234H145V233H143ZM149 234H150V236H151V233H149ZM149 234H148V235H149ZM222 234H221V236H222ZM235 234H234V235H235ZM256 234H257L258 236H260V233H259V234L256 233ZM262 234H264V233H262ZM4 235H5V233H4ZM27 235H28V234H27ZM35 235H36V234H35ZM35 235H34V236H35ZM40 235H41V234H40ZM62 235H63V233H62ZM94 235H95V234H94ZM94 235H93V236H94ZM106 235H108V234H106ZM113 235H115V234H113ZM138 235H140L141 237L138 236ZM146 235H147V234H146ZM146 235H144V236H146ZM158 235H159V234H158ZM169 235H170V234H169ZM201 235H202V234H201ZM201 235H200V236H201ZM217 235H219V233H218ZM34 236H33V238H34ZM36 236H37V235H36ZM93 236H92V237H93ZM159 236H160V235H159ZM171 236H172V235H171ZM213 236H215V232H213L212 237H213ZM235 236H236V235H235ZM235 236H234V237H235ZM238 236H239V235H238ZM240 236H241V235H240ZM5 237H6V236H5ZM24 237H25V235H24ZM40 237H41V236H40ZM62 237H64V236H62ZM67 237H68V236H67ZM92 237H91V238H92ZM135 237H134V238H135ZM146 237H148V236H146ZM151 237H152V238H151V239H152V242H154V241H153V238H155V237H153V236H151ZM210 237H211V236H210ZM224 237H225V236H224ZM242 237H243V236H241V238H242ZM255 237H256V236H255ZM28 238H31V237H30V234H29V237H28ZM33 238H32V239H33ZM107 238H108V237H107ZM129 238H130V237H129ZM149 238H150V237H149ZM156 238H157V237H156ZM158 238H161V237H158ZM172 238H173V237H172ZM230 238H231V237H230ZM230 238H229V239H230ZM236 238L239 239V237H236ZM241 238H240V239H241ZM246 238H247V237H246ZM249 238H250V237H249ZM262 238H263V237H262ZM262 238H261V240L263 241L264 239H262ZM35 239H37V238L35 237ZM39 239H40V238H39ZM39 239H38V240H39ZM151 239H150V240H151ZM216 239H217V237H216ZM229 239H228V240H229ZM243 239H244V238H243ZM254 239H255V238H254ZM29 240H31V239H29ZM89 240H90V239H89ZM150 240H149V241H150ZM226 240H227V239H226ZM230 240H231V241H229V242L232 243V240H233V239L231 238ZM246 240H247V239H246ZM259 240H260V239H259ZM261 240H260V241H261ZM147 241H148V240H147ZM155 241H158V240H155ZM240 241H242V240H240ZM240 241H239V242H240ZM249 241H250V240L248 239L247 242L249 243ZM255 241H256V239H255ZM30 242L32 243V241H30ZM34 242H35V240L33 241V243H34ZM44 242H45V241H44ZM90 242H92V239L90 240ZM93 242H95V240H94ZM93 242H92V243H93ZM138 242H139V241H138ZM141 242H142V240H141ZM150 242H151V241H150ZM152 242H151V243H152ZM222 242L224 243L223 240H222ZM229 242H228L227 245L230 244ZM105 243H106V242H105ZM143 243H145V242L143 241ZM177 243H178V242H177ZM209 243H210V242H209ZM212 243H213V242H212ZM218 243H219V242H218ZM226 243H227V242H226ZM257 243H258V242H257ZM257 243H256V244H257ZM87 244H88V243H87ZM87 244H86L84 247H81V249L79 248L80 250L78 249V250H79L78 252H80V253H82V254H85V256H83V257H86V256H87L86 254H93V255H96L97 250H94V249H93V250H90V248H92V247H91V246H87ZM96 244H97V243H96ZM147 244H148V243H146V247L149 245V244H148V245H147ZM175 244H176V243H175ZM175 244H174V245H175ZM178 244H179V243H178ZM237 244H238V243H237ZM24 245H26V244H24ZM90 245H91V244H90ZM150 245H151V244H150ZM150 245H149V246H150ZM156 245H157V244H156ZM212 245H213V244H212ZM212 245H211V246H212ZM217 245H218V244H217ZM224 245H225V244H224ZM238 245H239V244H238ZM241 245H242V242H241ZM1 246H3V245H1ZM26 246H27V245H26ZM43 246H44V245H43ZM46 246H47V245H46ZM144 246H145V245H144ZM151 246H152V245H151ZM153 246H154V245H153ZM179 246H180V244H179ZM37 247H38V246H37ZM95 247H96V246H95ZM156 247H158V245H157ZM235 247H236V246H235ZM1 248H2V247H1ZM3 248H4V247H3ZM33 248H35V247H33ZM110 248H111V247H110ZM147 248H148V247H147ZM222 248H223V247H222ZM227 248H228V247H227ZM38 249H39V248H38ZM150 249H152V248H148V250H150ZM206 249H207V248H206ZM208 249H209V248H208ZM208 249H207V250H208ZM240 249H241V248H240ZM2 250H3V249H1V251H2ZM114 250H115V249H114ZM118 250H119V249H118ZM118 250H116V251H118ZM154 250H155V247H154ZM220 250H221V248H220ZM223 250H224V249H223ZM41 251H42V250H41ZM152 251H153V250H152ZM216 251H217V250H216ZM238 251H239V249H238ZM32 252H33V251H32ZM32 252H30V253H32ZM160 252H161V251H160ZM241 252H242V250H240V253H241ZM26 253H27V251H26ZM34 253H35V252H34ZM37 253H38V252H37ZM37 253H36V254H37ZM41 253H42V252H41ZM41 253H40V254H41ZM43 253H44V252H43ZM59 253H60V252H59ZM97 253H98V252H97ZM145 253H146V252H145ZM243 253H244V252H243ZM259 253H260V252H259ZM259 253H258V254H259ZM1 254H2V252H1ZM61 254H62V252H61ZM75 254L77 255V254H79V253H77V251H76ZM205 254H206V253H205ZM229 254H230V253H229ZM241 254H242V253H241ZM258 254H254V255H258ZM45 255H48V253H47V254L45 253ZM243 255H244V254H243ZM243 255H240V257L242 256L241 258H243ZM260 255H261V254H260ZM30 256H31V254H30ZM33 256H35V255H33ZM78 256H79V255H78ZM80 256H81V255H80ZM103 256H104V255H103ZM43 257H44V256H43ZM88 257H89V255H88ZM1 258H2V257H1ZM241 258H240V259H241ZM256 258H258V257H256ZM35 259H36V258H35ZM40 259H41V258H40ZM48 259H49V258H48ZM97 259H98V258H97ZM99 259H100V258H99ZM5 260H6V259H5ZM46 260H47V259H46ZM154 260H155V259H154ZM161 260H162V259H161ZM221 260H222V259H221ZM1 261H2V260H1ZM1 261H0V262H1ZM155 261H156V260H155ZM101 262H102V261H101ZM222 262H223V261H222ZM29 263H30V262H29ZM156 263H157V262H156ZM17 264H18V263H17ZM76 264H77V263H76ZM105 264H106V263H105ZM112 264H114V263H112Z\"/></svg>",
	"mask_w": 264,
	"mask_h": 264
}]
</instances>
